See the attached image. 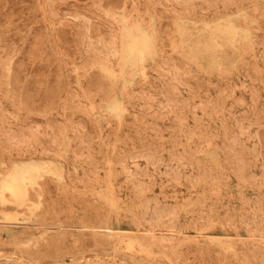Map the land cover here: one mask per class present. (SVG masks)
<instances>
[{"label": "rangeland", "instance_id": "obj_1", "mask_svg": "<svg viewBox=\"0 0 264 264\" xmlns=\"http://www.w3.org/2000/svg\"><path fill=\"white\" fill-rule=\"evenodd\" d=\"M8 1H9V3H8ZM16 1H17V3H16ZM22 1H23V3H22ZM22 1L18 2V0H0V3H1L0 6L3 5L0 8V36L2 37V39L4 41H7L8 43H10L12 40L13 42H11L10 44L15 43V45L14 46L12 45L13 47L11 46V48H10V44L8 45L7 42H3L0 38L1 43L4 44L3 45L0 43V91H1L0 92L1 93L0 94V106L2 105L0 107V109L2 108V110H3V108H4V112L0 110V115L1 116L3 115L2 117H0V119H1L0 120V126L2 129V130H0V138H1L0 139V155L3 157V159H0V169L5 170V169L11 167L13 162H28V161H36L37 162L38 161V162H46V163H49L53 166H56L59 169V176H55V175H51V174H45L39 181L40 183H42V185L44 184L43 185L44 186L43 187L44 194L42 195V197L39 200L35 197L32 198V196H31V201L35 199L34 200L35 202H29L27 205L23 206V208L21 207V208L14 210V206H12L10 204L2 205L0 203V251H1L0 252V264H33L34 262H35L34 264H40L39 263L40 260H41V264H43V263L45 264L44 260L47 261V259H50V261L48 260L47 261L48 263L46 262V264H50L52 262L54 264H72V263L73 264H90V263H92V264H99V263H101V264H135L138 262L139 259L140 260H139L138 264H142L144 262H145L144 264H156V263L157 264H165V263L166 264H229V262H230V264H235V263L236 264H245V263L246 264H264V260H263L264 259V237H263L264 236V135H263L264 134V66H263L264 65L263 64L264 63V19H263L264 18V0H254V1L253 0H251V1L250 0H230V1L224 0L225 2H222L223 0H216V1L215 0H198V1L197 0H189V1L188 0H171V1L170 0H140V1L139 0H122V1H120L119 0L120 3H119V1H118V3L122 6V7L121 6L119 7V5H118V8L120 10L117 8V6H115V2L117 3V0H114V1L113 0H103V1L102 0H58L57 2H56V0H45V2L43 0H31L32 2L30 0H22ZM25 1H28V2H25ZM105 1H106V3H104ZM12 2H13V4H12ZM30 2H31V4H30ZM14 4H16L17 7H16V5L14 6ZM214 4H215V6H214ZM11 5H13V6H11ZM30 5H32V6H30ZM103 5H105V6H103ZM208 5H210V6H208ZM11 7H15V8L13 9ZM113 7H115L116 9ZM31 8H33V9H31ZM129 8H130V10H129ZM28 9H30L31 12ZM157 9L162 14L158 13ZM204 9H206V10H204ZM7 10H9V11H7ZM32 10H34L35 12ZM73 10L76 13V16H75V13H73ZM68 11H70V12H68ZM129 11H132V12H131V14L129 13V17H128ZM261 12H262V14H259ZM21 13H22V15H21ZM78 13H79V15H78ZM237 13H239V14H237ZM243 13H245V14H243ZM254 13H255V15H254ZM2 14H4V15H2ZM73 14L75 17L72 16ZM4 16L6 18H4ZM19 16H20V18H19ZM65 16L68 17L67 18L68 20H66ZM79 16L80 17L82 16V18H80ZM69 18H70V20H69ZM163 18H165V19H163ZM243 18H245V19H243ZM1 19H3V21ZM4 19H6V20H4ZM219 19L221 21H219ZM222 19H223V21H222ZM78 20H80V21H78ZM87 20H89V21H87ZM123 20L125 22H123ZM164 20H166L167 22L166 21L164 22ZM204 20H206V21H204ZM228 20L232 21L236 25L242 26L243 28H245V30L247 32L250 31V33L247 34L246 38H243L242 36L236 38V41H238V42L237 43L235 42L236 45L234 46V48H233V46L224 44L221 48V51L219 49H216V48H214V51H213L212 49L207 50L205 48L203 42H200V43L197 42L198 40H203V37L207 34V32L205 30L206 29L205 26H210V25L214 26L218 23H222V22H225ZM81 22H82V24H81ZM91 23H93V24L91 25ZM120 23H121V25H120ZM4 24H6V25L2 29ZM86 24L88 25V30L86 29L87 28ZM94 24H96V25H94ZM97 24L101 26V27L99 26V29L101 30V32L104 31L105 34H104V32H103V35H101L102 33L100 34V31H98L99 30L98 27H95V26H97ZM39 25L42 27L40 28ZM178 25H181V26L186 28V30L189 34L188 39H184L178 33V30H177ZM18 26L21 27L22 30L19 29ZM28 26H30V27H28ZM102 26L104 27L105 30L103 29ZM165 26L169 27V28H166ZM136 27H139L148 33V35L152 41L153 53H152V56L150 58L143 61L142 66L140 65V66H137L136 69H132V68H130V66L124 67L123 60L121 58L122 57V50L124 47V36H123V34L127 29H135ZM5 28H6V30L9 29L8 32H6L4 30ZM16 28H17V30H14ZM23 29H25V31H23ZM33 29L34 30L36 29V32ZM90 29L92 30L91 33H90ZM94 29H95V31H94ZM163 29L164 30L169 29V30L164 31ZM201 29H202V31H201ZM85 30H87L88 32ZM9 31H11V32H9ZM84 31H85V34H84ZM200 31H201V33H200ZM14 32L15 33L18 32V33H16L17 35H15ZM34 32H35V34L38 32L37 37H35L36 35L34 34ZM106 32L107 33L109 32L108 35ZM167 32H168V34H167ZM7 33H9V34H7ZM113 33H114V36H113ZM169 33H170V35H169ZM5 34H7L6 39H4ZM11 35L12 36L14 35V37L12 38ZM84 35H85V37H83ZM89 35L91 36V38ZM99 35H100V37H99ZM166 35L170 36V37L167 36L170 38L169 39L170 41L168 40ZM10 36H11V38H10ZM92 36H94V37H92ZM115 36H117V37H115ZM27 37H29V38H27ZM118 37H119V39H118ZM7 38L9 39V41ZM70 38H71V40H70ZM87 39H88V41L86 43ZM20 40H21V43H20ZM106 40L109 42H107ZM119 40H120V42H119ZM161 41H162V43H161ZM163 41H164V43H163ZM165 41L167 44H169V46H167L165 44ZM45 42H46V44H45ZM18 43H19V46H18ZM32 43L34 44V47H33ZM66 44H68V47ZM163 44L168 47L167 48L165 46L167 50L165 48H163L164 47ZM24 45H26V46H24ZM69 46H70V48H69ZM118 46H119V48H118ZM14 47L16 49L13 50L14 55H12L13 54L12 49H14ZM31 47H32V49L33 48H35V49H33V51H32ZM52 47H53V49H52ZM115 47H117V48H115ZM187 47H196L195 53L198 57L197 59H198L199 63L188 58L187 56L190 55L189 53H187V52H185V54L182 53L181 50L185 49ZM5 48H6V50L3 51V49H5ZM74 48H76V49H74ZM89 48H91V49H89ZM235 48H238V49L235 50ZM83 49H88V50H83ZM27 51H28V53H27ZM82 51H84V52H82ZM36 53H38V55ZM69 53L73 54L72 56H74L73 57L74 61H73V59H71L72 56L69 57L70 56ZM107 53H110V54H107ZM18 54H19V56H18ZM24 54H25V56H24ZM28 54H29V56H27ZM93 54H95V55H93ZM16 55H17L18 59L16 58ZM65 55H66V57H65ZM67 55H69V56H67ZM169 55H171V57ZM208 55H215V56H219V57H220V55L221 56L225 55L228 57H226V59L223 60V62L220 63V65L209 66V64L206 61ZM23 56L28 57L29 59L24 58ZM177 56L179 58H177ZM19 58H21V59H19ZM96 58H97V60H96ZM180 58L182 60H180ZM25 59L28 61H25ZM99 59H100V61H99ZM172 59H174V60H172ZM183 59H184V61H183ZM19 60H20V63H22L21 60H23V62H24V64L22 63V65H23V66H21L22 68H19L20 67ZM92 60H94V61H92ZM246 60H247V62H246ZM56 61L58 63H56ZM64 61H65V64H64ZM25 62H27L28 65L26 64V66H25ZM186 62L191 64L192 67H190L191 65H188ZM49 63H51L50 64L51 66H49ZM87 63H88V65H87ZM103 63H105L106 65ZM107 63H108V65H107ZM174 63H175V65H173ZM13 64H15L16 67ZM110 64H111V66H110ZM116 64H117V66H116ZM166 64H167V66H166ZM43 65H45L46 71H45V68ZM176 65H178V66H176ZM182 65H184V66L187 65L188 66L187 69H186V67H184ZM240 65L242 67H239ZM245 65H246V67H245ZM48 66H49V68H47ZM155 66H157V67H155ZM169 66H170V68H168ZM178 67H181V68H178ZM182 67H183V69H182ZM189 67H190V70H189ZM218 67H219V70H221V71L218 70ZM24 68H26L28 70H26V69L24 70ZM16 69H17V71H16ZM19 69H21L20 72H19ZM50 70H51V72H50ZM58 70H59L58 74L60 76L57 74ZM191 70L194 72H192ZM26 71H29V72H26ZM43 71H45V72H43ZM54 71L56 73H54ZM95 71L98 72L99 76H98V74H95ZM153 71H154V73H153ZM177 71L179 72V75H178ZM14 72L17 75H15ZM21 72H25L26 74L21 75L22 74ZM36 72H38V73H36ZM41 73L43 75H45V77H43V75H41ZM18 74H20V75H18ZM35 74H37V75H35ZM13 75L15 77L16 76L17 77L15 78ZM27 75H29V78ZM33 76L35 78H33ZM36 76H37V78H36ZM46 76H47V78H46ZM91 76L93 78L96 77L97 78V79H95L96 81ZM2 77L4 79H2ZM181 77H182V79H180ZM187 77H189V78H187ZM193 77L196 79H193ZM197 77H198V79H197ZM30 78H31V80H29ZM38 78H41V79H38ZM48 78H50L51 80ZM14 79H17L16 82L19 84L16 85V83H15V85H14V82H15ZM32 79L35 81H33ZM53 79H55V80H53ZM91 79H92L91 83L88 84L90 82L88 80H91ZM41 80L42 81L46 80V84H45V81H43L44 82L43 83ZM48 80H50V82ZM152 80H154V82H149ZM30 81L32 83L31 85H29ZM39 81L41 82V85H39L40 84ZM105 81H106V83H105ZM189 81H191V82H189ZM11 82H12V86H10ZM37 82H39V83H37ZM200 82L202 84H199ZM26 83H27V85H26ZM36 83H37V86H35ZM47 83L49 85H47ZM153 83H156V84H153ZM191 83H193L194 85L192 86ZM196 83L198 84V86L196 85ZM43 84H45L47 86H45ZM72 84L74 86H72ZM78 84H79V86H78ZM92 84L94 87L97 86V88H99V90L97 91L96 87L92 90V88H93L91 86ZM103 84L106 86V90H102V89H105V87H102V86H104ZM172 84H173V86H172ZM213 84H215V85H213ZM57 85H58V87H57ZM98 85H99V87H98ZM23 86L28 87V89L26 87L23 88ZM52 86H55V88ZM148 86H150V87H148ZM11 87H13V88H11ZM20 87L25 89V90H23V92H22V89ZM39 87L42 89L40 90ZM88 87L89 88L92 87V88L88 89ZM3 88H5V89H3ZM107 88L109 90H107ZM130 88H132V89H130ZM34 89H35V91H33ZM46 89H48V90H46ZM54 89L56 92L54 91ZM39 90L43 93H40ZM88 90H89V93H88ZM95 90L98 93H96ZM134 90H136V91H134ZM193 90H194V93H193ZM27 91L30 93L27 94L28 93ZM91 91H92V93H91ZM105 91H106V93H105ZM127 91H129L130 93ZM35 92H37V94ZM57 92H58V94H57ZM103 92H104V95L105 94L107 95L106 97L103 95ZM4 93L7 94L6 97H5ZM17 93H19V95ZM101 93L105 97L104 98L102 96L104 99L102 97H100ZM132 93L133 94L135 93L138 96L135 94H134L135 96H133ZM140 93H143V94H140ZM174 93H175V95H174ZM24 94L27 95V96L25 95V97H27V98L24 97ZM71 94H73L72 95L73 97L71 96ZM125 94L127 96H125ZM129 94H131L132 96L131 95L129 96ZM22 95H23V97H22ZM35 95H38L39 97H37V99H36ZM42 95H44V96H42ZM46 95H48V96H46ZM53 95H55V97L58 96L57 97L58 99L55 98ZM97 95H100V96H97ZM157 95H158V97H157ZM74 96H76V97L74 98ZM178 96H180V97H178ZM33 97H35V98H33ZM89 97H90V99H89ZM153 97H156V98H153ZM174 97H175V99H174ZM197 97H198V99H197ZM46 98H48L49 100H47ZM72 98H74V99H72ZM193 98H196V99L193 100ZM21 99H23L24 102ZM39 99H40V101H38ZM76 99H77V101H76ZM98 99H100V100H98ZM155 99L156 100L158 99L157 101L160 100L159 103L156 102ZM173 99L175 101H173ZM36 100L38 101V103ZM50 100L52 103L50 102ZM53 100H54L55 104L57 103L56 105H54ZM132 100H134V101H132ZM162 100H163V103H162ZM16 101H19V102L17 103ZM21 101H22V103L26 104V105L23 104V106L26 109L30 108L31 111L33 109L34 110L32 112H30V111H28L30 109L26 110L24 107H23L24 108L23 109ZM81 101H82V103H81ZM113 101H117V102L120 101L121 102V104H120L121 105V111L120 112L112 111L108 107V105L110 103H112ZM128 101H129V103H128ZM215 101H217L218 104ZM120 102H118V103H120ZM157 103L161 104V106H162V104H164L163 105L164 108L159 107L160 105H158ZM47 104H50V105H47ZM82 104H84V105H82ZM151 104L153 105V107L155 106V108H156L158 106L160 109L153 108L151 106ZM214 104H216V105H214ZM40 105H41V107H40ZM75 105H77V106H75ZM173 105H174V107H173ZM43 106H44V108H43ZM84 106H86V107H84ZM69 107H70V109H69ZM79 107H80V109H79ZM186 107H188V108L186 109ZM161 108L163 110L164 109H166V110L163 111ZM176 108L178 109L177 112H176ZM41 109H43L45 112ZM75 109L77 110L76 114H75V111H76ZM154 109H155V112L153 111ZM172 109H174V110H172ZM227 109H229V110H227ZM89 111H91L92 115L90 114ZM169 111H171V113H169ZM42 112H44V113L42 114ZM130 112H131V114H130ZM193 112H194V114H193ZM5 113H6V115H8V117L6 115H4ZM7 113H9V114H7ZM132 114H134L133 117L135 118V120L133 119V117L131 118ZM160 114H161V116H160ZM163 114H165V115H163ZM44 116H46V117L44 118ZM140 116H141V118H138ZM185 116H187V117H185ZM68 117H70V118H68ZM79 117H81V118L79 119ZM149 117H151V118H149ZM154 117H156L158 119L155 120L156 118L154 119ZM8 118L10 120H8ZM71 119H73L72 120L73 122L71 121ZM3 120H5L6 122ZM53 120H54V122H53ZM68 120H70V122H65ZM84 120H85V122H84ZM158 120H160V121H158ZM238 120L240 121V123H238ZM11 121H12V124H11ZM58 121H60L62 123H59ZM13 122H15V123H13ZM24 122H26V123H24ZM34 122L37 124H35ZM47 122H48V124H45ZM55 122H57V124ZM78 122L85 123V125L81 124V126L83 128H85L87 125L86 129H83L81 127L82 132H81L80 128H79L80 130L78 129V126L80 127ZM130 122H132V125L133 124H134V126L136 125L135 126L136 128L134 126L130 125L131 124ZM27 124H30V125H27ZM58 124L59 125L61 124V126H59ZM65 124L69 125L70 127L69 126L67 127V125H65ZM70 124L73 125V128L71 127ZM150 124H151V126H150ZM154 124L157 125V128L155 127L156 125H154ZM26 125H27V127H25ZM52 125H53L54 129H53V127L51 128ZM17 126H19V127H17ZM95 126L97 127L96 129H95ZM137 126H139V128L140 127L141 128L139 129ZM146 126H148V127H146ZM10 127H11V129H10ZM29 127H30V129H29ZM35 127L38 129H36ZM180 127L183 131L180 129ZM221 127H222V129H221ZM246 127H247V129H246ZM13 128H14V130H13ZM43 128H45V129L42 130ZM68 128H69V131H67ZM186 128H187V131H186ZM22 129L24 131L26 130V132H24ZM35 129L37 130V132L35 131ZM61 129H63V133H64L63 135L61 133V131H62ZM109 129L112 131H110ZM147 129H150V131ZM228 129H229V131H227ZM30 130H31V132H30ZM95 130H97V132ZM98 130H99V134H98ZM134 130H137V131H134ZM13 131H14L15 136L12 135V138L15 137V139H12L10 137L11 134H13ZM17 131H19L20 133ZM55 131L58 132L59 135L57 133H55ZM142 131H144V132H142ZM153 131H155V132H153ZM16 132H17V134H16ZM40 132H41V134L39 135L40 136L39 137V136H37V134H39ZM50 132H51V135H50ZM71 132L74 134V136L76 138L72 134H70ZM76 132H77V134H76ZM84 132H86L87 134H85ZM150 132H152V133H150ZM159 132H161V133H159ZM48 133H49L50 137H52L51 138L52 140H50ZM94 133H96V135L98 136V140H97V136ZM113 133H116V134H113ZM137 133L140 135H138ZM81 134H85V135H81ZM90 134H93L92 136L94 138L91 137ZM179 134H181V135H179ZM230 134H231V136H230ZM18 135L24 139H22V138L16 139V137ZM112 135H114V137ZM261 135H263V136H261ZM19 136L17 138H19ZM9 137H10V140L12 141L10 143H9L10 140H8ZM36 137L43 138L42 139L43 142L41 140L38 141L39 139ZM88 137H89V139H88ZM139 137L142 140V141L140 140L141 142L138 141ZM143 137L146 138V142L144 140L145 138H143ZM189 137H190V139H189ZM27 138H29L31 140H29ZM44 138H45V140L47 139L46 141L48 143L45 142ZM82 138H84V140L86 138L87 142H85L86 140L84 141ZM91 138L93 139V141L95 139V141L89 142L90 140H92ZM137 138H138V140L134 141ZM187 138H188V140H187ZM78 139L80 140V142ZM148 139H151V140L148 141ZM173 139L175 142L173 141ZM228 139H230V140H228ZM259 139H261V140H259ZM81 140L84 142H82ZM99 140H100V142H99ZM115 140L117 141V143ZM27 141H28V145H27ZM54 141H56V142L54 143ZM59 141H62V142H59ZM74 141L76 144L74 143ZM151 141H153V142H151ZM5 142H7V143H5ZM13 142H15V144ZM18 142H19V144H18ZM50 142L52 143V145L49 147L48 145H50L49 144ZM65 142H66V146H65ZM37 143H40L39 145L41 147L44 145V147H42V149H41V147ZM45 143H46V145H45ZM72 143L75 146H80V149L78 150L79 147H73ZM77 143H78V145H77ZM89 143L92 145H90ZM103 143L106 145H104ZM118 143H121V144H118ZM131 143H133V144H131ZM148 143L151 145L153 144V145L152 146L148 145ZM233 143H235V144H233ZM261 143L263 146L261 145ZM10 144H12V147ZM83 144L87 145V147L88 146H90V147L87 148ZM99 144H100V146H99ZM141 144H144V145L141 146ZM236 144H238V145H236ZM18 145L19 146L21 145V146L18 147ZM22 145H23V147H22ZM81 145H83V146H81ZM93 145H94V147H93ZM131 145H133V146H131ZM231 145L233 146L232 147L233 149L231 148ZM235 145H236V147H235ZM13 146H15V147H13ZM27 146H29V148ZM37 146H39V147H37ZM125 146H126V148H125ZM143 146H145V147H143ZM55 147H56V150H54ZM84 147L87 150L84 149ZM91 147H93L94 149ZM109 147L111 149H109ZM135 147H137V148L139 147L138 149H141V150L137 151L138 149ZM14 148H16V150ZM32 148H34V149H32ZM43 148H45L44 149L45 151H42ZM47 148L49 151L47 150ZM50 148H52L53 151ZM119 148H120V150L123 148V150L122 151L119 150V152H118ZM147 148L148 149L150 148L149 149L150 151ZM234 148L236 150H234ZM25 149H26V151H25ZM35 149H37V150H35ZM71 149L72 150L74 149L73 151L76 153H74ZM21 150L24 151L25 153L22 152ZM75 150H77V151H75ZM85 150H86V152H85ZM91 150H92L93 154H92ZM95 150H96V152H95ZM127 150H128V152H127ZM133 150H134V154H133ZM154 150L156 152H154ZM186 150H188V151H186ZM40 151L44 152V154ZM50 151L52 153H50ZM57 151H59L61 154ZM162 151H165V152H162ZM31 152H33V153H31ZM47 152L50 154H48ZM70 152H72V153H70ZM79 152H80V154H79ZM90 152H91L93 157H91L90 154L88 156L87 153H90ZM21 153H24V154H21ZM39 153H41V154H39ZM58 153L60 156L57 155ZM51 154H55L58 157H55V155H54V157L50 156ZM73 154L75 155L76 159H75ZM81 154H83V155H81ZM136 154H138V155H136ZM143 154L148 155L147 160H146L147 157L144 158V156H146V155H143ZM33 155H36V156H33ZM44 155L46 157H44ZM131 155H133V156H131ZM151 155L152 156L155 155V156L149 157ZM208 155L211 156L212 161H211V158H209L210 156L208 157ZM63 156L66 158L65 159L66 161L63 160L64 159ZM2 157H0V158H2ZM27 157H30V158H27ZM50 157H52V158H50ZM115 157H117V158H115ZM173 157H174V159L172 160ZM182 157H184V158H182ZM213 157H214V159H213ZM68 158L70 159V161L74 162L75 164L70 162L69 160H67ZM88 158H90V159L88 160ZM104 158H106V159H104ZM131 158H133V159H131ZM235 158H236V161H239V159L241 161L238 162V164H237V162L235 161ZM129 159H131V160H129ZM2 160H3V162H1ZM80 160H82V161H80ZM117 160H119V161L117 162ZM155 160H158L159 162L155 161ZM179 160H181V161H179ZM187 160L189 162H187ZM195 160H197L196 161L197 163L195 162ZM123 161H127V162H123ZM178 161L180 164H178ZM68 162L73 164V165L71 166V164L70 165L67 164ZM120 162L122 164H120ZM154 162H158L157 165ZM170 162H171V164L173 162H175V163H173L171 165ZM213 162H215V163H213ZM224 162H226V163H224ZM153 163H154L155 167L152 166ZM167 163H169V164H167ZM99 164H100V166H98ZM118 164H119V166H118ZM235 164L238 166H236ZM92 166H94V167H92ZM113 166H115V167H113ZM170 166H171V169L173 167L174 170L173 169L171 170ZM184 166H186V167H184ZM74 167H76V168H74ZM124 167H126V168H124ZM165 167L167 170L165 169ZM191 167H192L193 171L191 170ZM99 168H100L101 172H100V170H98ZM146 168L148 170H146ZM91 169H94L93 172ZM102 169H104V170L102 171ZM119 169H120V171H119ZM178 169H180L181 172ZM85 170H87L86 172L88 175L84 174ZM153 170H154V172H153ZM183 170H185V171H183ZM88 171L90 173H88ZM122 171H123V174H122ZM159 171H161V173ZM171 171H173V172L171 173ZM176 171L177 172L179 171L178 172L179 174ZM66 172H68V174ZM134 172H135V174H134ZM144 172L146 175L144 174ZM74 173H76V174H74ZM167 173H168V175H167ZM173 173H175V174L177 173V176L179 175L177 177L178 179H175V177H173ZM203 173H204V175H202ZM92 174H94L95 176L91 177ZM97 174L99 175V177ZM113 174H114V178H112ZM140 174L143 176H141ZM159 174H161V175L159 176ZM188 174H190V175H188ZM66 175L68 178L66 177ZM68 175L71 177H69ZM72 175H73V177L74 176L75 177L72 178ZM81 175L84 177L85 180H83V177ZM104 175L107 177H105ZM147 175H149V176H147ZM201 175L203 176V178ZM244 175H246V176H244ZM166 176H167V178H165ZM184 176H185V178H184ZM218 176L220 178H218ZM252 176H253V178H252ZM95 177L97 178L96 181H95ZM103 177H105V179H103ZM126 177H127V179L129 178L128 179L129 182H127V179H125V181H123V179ZM144 177H146V179H144ZM196 177H198V178L196 179ZM199 177L201 178V180L203 179V183ZM69 178H71V179L76 178V183L74 182L75 180L72 181L70 179L73 183L76 184V186L74 184H71L72 182L69 183V181H68ZM99 178L100 179L102 178V181H100L101 185L98 184V183H100ZM138 178H139V180H138ZM171 178H174V180H176V181L174 182V180H172ZM204 178H207V179H204ZM212 178H213V180H212ZM215 178L219 179V180H216ZM244 178H245V180H244ZM49 179H50V181H49ZM79 179L83 180L84 182L83 181L82 182L84 184H80L82 182H79V181H81ZM132 179H133V181H132ZM160 179H162V180H160ZM51 180L54 181V183H55L54 185H49V184H53V182H51ZM193 180H195V181H193ZM44 181H46L47 183ZM77 181L79 183H77ZM120 181H121V183H120ZM139 181H141V182H139ZM216 181H218V184H216L217 183ZM137 182H138V185H137ZM159 182H161L164 186ZM204 182L207 185H210V187L209 186L207 187ZM158 183L160 185H158ZM147 184H148V186H147ZM150 184L153 187L150 186ZM192 184L194 185L193 189L191 187V186H193ZM47 185H49L50 188L47 189V187H45ZM130 185H132V187ZM145 185H146V188H145ZM134 187H136V188H134ZM137 187L140 189H137ZM147 187H148V189H147ZM159 187H161V190L159 189ZM49 189H51V190H49ZM54 189H55V191H54ZM143 189H144V191L142 192ZM207 189H209V190H207ZM48 190L51 192L49 193ZM203 191H205V192H203ZM238 191H240L241 194H239L240 192H238ZM51 193H54V194H51ZM148 193H150V194H148ZM155 193H157L158 195H155ZM159 193H161L160 194L161 196H159ZM79 194L84 195L83 196L84 198L81 197L82 195L80 196ZM6 195L8 196L7 193H6ZM66 195H68V196L65 197ZM72 195H74V197ZM77 195H79L80 199L78 198ZM133 195H134V197H132ZM137 195H138V199H137ZM211 195H213L214 197ZM50 196H51V200H50ZM70 196L72 197V199ZM140 196H141V198H140ZM204 196H205V200H202L204 198ZM75 197L78 198L79 202H80V200H83L84 203L82 201L79 203L77 201V198H75ZM124 197L126 198V200H124ZM129 197H130V199H128ZM64 198H65V200H64ZM172 198H174V199L171 200ZM134 199H137V200L135 201ZM151 199H152V201H151ZM55 200L56 201L58 200V201L55 202ZM61 200H63V201H66V200L70 201L71 200V201L66 202V203H68V205H67L65 202H62ZM72 200H74L77 204ZM141 200H142V202H141ZM144 200H145V203L143 202ZM153 200L156 201L157 204L154 203ZM259 200H260V202H259ZM39 201H40V203H39ZM50 201L53 204H50L49 203ZM92 201H95V204ZM128 201L129 202L131 201V202L129 203ZM148 201H150V203L147 204L146 202H148ZM91 202L94 204V206L92 204H90ZM140 202H141V204H140ZM198 202L199 203L201 202L199 204L200 206L198 205ZM204 202H206V203H204ZM213 202H215V203H213ZM216 202H218V203H216ZM37 203H38V206H37ZM48 203H49V205H48ZM57 203H58V209H57ZM70 204H71V206H70ZM146 204L148 205V207ZM177 204H178V206H176ZM212 204H213V206H212ZM216 204H218L219 206L216 207ZM260 204H261V207L259 208ZM50 205L52 207H50ZM78 205H80V206H78ZM168 205L170 208L168 207ZM189 205H191V206H189ZM155 206H157L158 208ZM53 207H54V210H52ZM177 207H179V209ZM198 207L200 208V211H196V209L199 210ZM95 208H96V210L93 212V210ZM152 208H154V210ZM201 208H203V209H201ZM212 208L214 211L215 210L216 211L218 210V211L214 212L212 210ZM132 209L134 210V213H133ZM161 209H163L166 212V214ZM172 209L175 211V213L178 212L177 215L173 212ZM6 210H7V212H6ZM21 210H22V212H21ZM227 210H228V212H227ZM233 210H234V212H233ZM16 211L18 213H16ZM49 211L50 212L52 211V213H50ZM82 211H85V212H82ZM97 211H99L100 214H98ZM101 211L103 213H101ZM126 211H127V213H126ZM159 211H160V213H159ZM203 211H205V212H203ZM19 212H21V213H19ZM65 212H66V214H65ZM71 212H72V214L70 215ZM108 213H110V214H108ZM131 213H132V215H131ZM157 213H159V214H157ZM167 213H168V215H167ZM171 213H173V214H171ZM198 213H199V215L200 214H202V215L199 216ZM214 213L218 214L219 216L215 215ZM28 214H29V216H28ZM57 214L59 216H57ZM196 214H197V216H196ZM7 215H13L14 219H11V220L6 219ZM54 215H56V216H54ZM134 215L138 216V218L136 219V216L134 217ZM142 215H144V216H142ZM157 215H159L158 216L159 218L157 217ZM213 215H215L216 217L215 216L213 217ZM163 216H165V218H162ZM202 216H204L205 218ZM211 217H213V218H211ZM134 218L136 219L137 223L135 222ZM200 218H204V219H200ZM50 219H52V220H50ZM93 219H94V221H93ZM99 219H101V220H99ZM198 219H200V220H198ZM166 220H168L170 222H166ZM42 221H44V223ZM61 221H63V222H61ZM92 221H93V223L95 222V224H93ZM97 221H98V223H96ZM199 221L202 222V224H204V225H201V223H198ZM206 221H207V223H206ZM220 221H221V223H220ZM227 221H229V222H227ZM261 221H263V222H261ZM54 223H55V225H54ZM166 223H167V226H166ZM170 223H172V225L175 224V228L172 225L169 226ZM48 224H49V226H48ZM152 224H153V226H152ZM184 224H185V226H186V224L188 226L185 227ZM2 226H6L7 228L4 229V227L2 228ZM50 226H52V227H50ZM190 226H192V227H190ZM198 226H199L198 229L200 231L197 229ZM252 226L256 227V229H257V227H261V228H259L261 232L259 231V229L254 230V227H252ZM33 227L36 229L33 230L34 229ZM25 228H27V230ZM38 228H40V230H38ZM252 228L255 231L253 233L251 232V231H253ZM58 229H61V230H58ZM79 229H81V230H79ZM110 229L113 230L112 234L109 233ZM48 230H50V231H48ZM67 230H68V232H66ZM201 230H202V232H201ZM26 231H28V232H26ZM32 231L38 235L36 236L33 233L31 234ZM135 231H137V232H135ZM80 232H82V233H80ZM89 232H91L92 236L90 235ZM247 232H248V234H247ZM53 233L56 235H54ZM79 233H80V235L81 234L82 235L80 236ZM96 233H99V234H96ZM13 234H14V236H13ZM254 234H255V236L257 234V236L255 237ZM85 235H87L88 237ZM160 236H162V237H160ZM89 237L92 240H89L90 239ZM163 237L165 238V240ZM257 237H260V238H257ZM21 238H23V239H21ZM61 238H62V240H61ZM96 239L99 241H97ZM205 239H206V241L207 240L208 241L206 242ZM240 239H242L243 241ZM87 240H89L90 242L92 241L93 244H91L89 241L87 242ZM100 240L104 243V246L101 245L102 243H100ZM161 240H163V242H161ZM214 240L215 241L217 240V241L215 242ZM133 241H135V242L133 243ZM236 241H239V242H236ZM254 241L257 243H255ZM66 242L67 243L69 242L68 244L71 245L70 247L68 246L69 248L67 247L68 249L66 248V246L68 245ZM86 242L93 245V246H91V245L88 246V244ZM127 242H130L129 245H131V243H133L132 248L130 247L131 249L128 247L125 249V247L128 246ZM217 242H219V243H217ZM250 242H251V244H250ZM252 242H253V244H256V246L255 245L251 246ZM60 243L63 244V248L59 247ZM83 243H85L84 244L85 247L82 246ZM105 243H107V244H105ZM242 243H243V246H241ZM65 244H67V245H65ZM163 244H165L164 247H162ZM55 245H57V246L59 245L58 246L59 248L56 247ZM86 245H87V248H86ZM50 246H51V248H50ZM206 246H207V248H206ZM227 246H228V248H227ZM89 247H92V248L89 249ZM258 247H259V250L257 249ZM11 248H13V250H16V251H12ZM44 248H46L47 250ZM64 248L67 249V251ZM199 248H200V250H199ZM49 249H51V251ZM62 249H64V250L62 251ZM192 249L194 250V253H193ZM207 249L208 250L213 249V250H211V256L212 257L210 255H208V254H210V251H208ZM5 250H7V251H5ZM111 250H113V251L111 252ZM116 250H117V252H116ZM191 250H192V252H191ZM217 250H218V252H217ZM223 250H225V251H223ZM226 250H227V252H226ZM11 251L13 254L11 253ZM23 251L26 253H24ZM46 251H49V253ZM77 251H79V252H77ZM80 251H82V252H80ZM100 251L102 254L96 253V252H100ZM104 251H105V253H104ZM248 251H250L252 253H250ZM31 252H33V253H31ZM35 252L36 253L40 252L39 254H41L43 258L41 257V255L34 254ZM65 252H66V254H65ZM257 252H258V254H257ZM27 253H30V254L28 255ZM54 254H56V256ZM94 254H95V256L93 257ZM96 254H97V256H96ZM104 254H106V256ZM118 254L121 256V258L119 257ZM123 254L129 258L123 256ZM251 254L254 258L251 256ZM255 254H256V256H255ZM31 255H33V256H31ZM51 255H52V257H51ZM86 255H90V256H86ZM100 255H102V256H100ZM220 255H222L221 258H220ZM231 255H232V257H231ZM257 255H258V257H257ZM24 256H25V258H24ZM26 256L28 259L26 258ZM47 256H49V257H47ZM74 256H76V257H74ZM114 256L117 258L119 257L120 260H119V258L116 259ZM217 256H219V257H217ZM246 256H247V258H246ZM78 257H79V259H78ZM215 257H217L216 260H218L219 262L214 260L216 262V263H214V261H212V259ZM251 257L253 258V262L251 260L252 259ZM29 258H31L30 261L33 259L36 261L33 260V261H31L33 263H30ZM73 258L74 259L76 258V260H74ZM112 258H113V260H112ZM124 258H126L127 260L129 259V260L127 261ZM158 258H159L158 261H160V262L157 261ZM219 259L221 260V262ZM243 259H245L248 263L245 262V260L243 261ZM51 260H53V261H51ZM54 260H56L57 263H55L56 261H54ZM101 260H102V262H101ZM124 260H126V261H124ZM206 260H208V261H206ZM223 261H225V262H223Z\"/></svg>", "mask_w": 264, "mask_h": 264}, {"label": "bare ground", "instance_id": "obj_2", "mask_svg": "<svg viewBox=\"0 0 264 264\" xmlns=\"http://www.w3.org/2000/svg\"><path fill=\"white\" fill-rule=\"evenodd\" d=\"M20 1H22V0H20ZM19 0H18V2H20ZM31 1V0H30ZM44 2H45V0H43ZM58 0H56V2H57ZM103 1V0H102ZM114 1V0H113ZM118 1L119 0H117V3L115 2V6H117V8H118V5H119V7L121 6L119 3H120V1H122V0H120L119 1V3H118ZM140 1V0H139ZM171 1V0H170ZM189 1V0H188ZM198 1V0H197ZM216 1V0H215ZM228 1H230V0H228ZM251 1V0H250ZM249 1V2H250ZM254 1V0H253ZM14 2V1H13ZM13 2H12V4H13ZM25 2H28V1H25ZM32 2V1H31ZM31 2H30V4H31ZM55 2V3H56ZM177 2V1H176ZM179 2V1H178ZM194 2V1H193ZM222 2H225L224 0L222 1ZM8 3H9V1H8ZM15 3V2H14ZM16 3H17V1H16ZM22 3H23V1H22ZM104 3H106V1L104 2ZM114 3V2H113ZM187 3V2H186ZM218 3V2H217ZM11 4V3H10ZM19 4V3H18ZM91 4V3H90ZM102 4V3H101ZM108 4V3H107ZM117 4V5H116ZM165 4V3H164ZM185 4V3H184ZM226 4V3H225ZM234 4V3H233ZM0 5H1V3H0ZM16 4H14V6H15ZM106 5V4H105ZM105 5H103V6H105ZM113 5V4H112ZM213 5V4H212ZM3 6V5H2ZM2 6H0V8L2 7ZM11 6H13V5H11ZM27 6V5H26ZM29 6V5H28ZM30 6H32V5H30ZM93 6V5H92ZM107 6V5H106ZM208 6H210V5H208ZM214 6H215V4H214ZM217 6V5H216ZM241 6V5H240ZM9 7V6H8ZM16 7H17V5H16ZM34 7V6H33ZM73 7V6H72ZM90 7V6H89ZM122 7V6H121ZM144 7V6H143ZM190 7V6H189ZM10 8V7H9ZM11 8H15V7H11ZM35 8V7H34ZM107 8V7H106ZM105 8V9H106ZM113 8H115V7H113ZM207 8V7H206ZM18 9V8H17ZM31 9H33V8H31ZM36 9V8H35ZM89 9V8H88ZM116 9V8H115ZM119 9V8H118ZM132 9V8H131ZM146 9V8H145ZM191 9V8H190ZM16 10V9H15ZM19 10V9H18ZM28 10H30V9H28ZM50 10V9H49ZM120 10V9H119ZM129 10H130V8H129ZM166 10V9H165ZM204 10H206V9H204ZM226 10V9H225ZM236 10V9H235ZM7 11H9V10H7ZM6 11V12H7ZM32 11H34V10H32ZM90 11V10H89ZM143 11V10H142ZM157 11H158V9H157ZM208 11V10H207ZM252 11V10H251ZM30 12H31V10H30ZM35 12V11H34ZM68 12H70V11H68ZM80 12V11H79ZM131 12L132 11H129L128 12V17H129V13L131 14ZM162 12V11H161ZM183 12V11H182ZM242 12V11H241ZM259 12V11H258ZM16 13V12H15ZM50 13V12H49ZM66 13V12H65ZM64 13V14H65ZM73 13H75L74 12V10H73ZM83 13V12H82ZM126 13V12H125ZM158 13H160V11H158ZM53 14V13H52ZM127 14V13H126ZM160 14H162V13H160ZM237 14H239V13H237ZM243 14H245V13H243ZM259 14H262V12L261 13H259ZM2 15H4V14H2ZM9 15V14H8ZM21 15H22V13H21ZM78 15H79V13H78ZM83 15V14H82ZM90 15V14H89ZM241 15V14H240ZM254 15H255V13H254ZM73 17H75L76 16V13H75V16H74V14L72 15ZM138 16V15H137ZM232 16V15H231ZM23 17V16H22ZM40 17V16H39ZM64 17V16H63ZM80 17V16H79ZM84 17V16H83ZM88 17V16H87ZM140 17V16H139ZM166 17V16H165ZM226 17V16H225ZM234 17V16H233ZM238 17V16H237ZM243 17V16H242ZM2 18V17H1ZM4 18H6L5 16H4ZM11 18V17H10ZM19 18H20V16H19ZM33 18V17H32ZM56 18V17H55ZM65 18H66V20H68L67 18L68 17H66L65 16ZM64 18V19H65ZM80 18H82V16L80 17ZM86 18V17H85ZM124 18V17H123ZM127 18V17H126ZM158 18V17H157ZM162 18V17H161ZM227 18V17H226ZM230 18V17H229ZM240 18V17H239ZM9 19V18H8ZM16 19V18H15ZM37 19V18H36ZM90 19V18H89ZM109 19V18H108ZM153 19V18H152ZM163 19H165V18H163ZM225 19V18H224ZM228 19V18H227ZM232 19V18H231ZM243 19H245V18H243ZM264 19V18H263ZM2 21H3V19H1ZM4 20H6V19H4ZM69 20H70V18H69ZM93 20V19H92ZM97 20V19H96ZM147 20V19H146ZM230 20V19H229ZM225 21V22H222V23H218V24H216V25H214V26H205V30H206V32H207V34L203 37V40H198L197 42L198 43H200V42H203V44H204V46H205V48L207 49V50H213L214 51V48H216V49H219L220 51H221V48H222V46L225 44V45H230V46H233V48H234V46L236 45V43L238 42V41H236V38L237 37H240V36H242L243 38H246L247 37V34L248 33H250V31L249 32H247L246 30H245V28H243L242 26H240V25H236L235 23H233L232 21ZM61 21V20H60ZM75 21V20H74ZM78 21H80V20H78ZM87 21H89V20H87ZM135 21V20H134ZM166 20H164V22H165ZM204 21H206V20H204ZM219 21H221L220 19H219ZM222 21H223V19H222ZM16 22V21H15ZM32 22V21H31ZM72 22V21H71ZM100 22V21H99ZM110 22V21H109ZM123 22H125L124 20H123ZM139 22V21H138ZM167 22V21H166ZM202 22V21H201ZM218 22V21H217ZM256 22V21H255ZM6 23V22H5ZM77 23V22H76ZM79 23V22H78ZM87 23V22H86ZM2 24V23H1ZM8 24V23H7ZM32 24V23H31ZM30 24V25H31ZM81 24H82V22H81ZM80 24V25H81ZM93 23H91V25H92ZM207 24V23H206ZM239 24V23H238ZM245 24V23H244ZM3 25V24H2ZM5 25L6 24H4V26L2 27V29L5 27ZM16 25V24H15ZM66 25V24H65ZM79 25V24H78ZM94 25H96V24H94ZM113 25V24H112ZM120 25H121V23H120ZM165 25V24H164ZM196 25V24H195ZM209 25V24H208ZM40 26V25H39ZM83 26V25H82ZM81 26V27H82ZM99 26L100 25H98L97 24V26H95V27H98V29H99ZM111 26V25H110ZM169 26V25H168ZM19 27V26H18ZM28 27H30V26H28ZM42 26H40V28H41ZM79 27V26H78ZM87 27V28H86ZM86 29L88 30V25L86 24ZM92 27V26H91ZM94 27V26H93ZM101 27V26H100ZM103 27V26H102ZM109 27V26H108ZM122 27V26H121ZM142 27V26H141ZM166 27V26H165ZM164 27V28H165ZM259 27V26H258ZM257 27V28H258ZM10 28V27H9ZM38 28V27H37ZM39 28V29H40ZM46 28V27H45ZM44 28V29H45ZM84 28V29H85ZM143 28V27H142ZM166 28H169V27H166ZM165 28V29H166ZM177 30H178V33L184 38V39H188V36H189V34H188V32H187V30H186V28L185 27H183V26H181V25H178L177 26ZM261 28V27H260ZM19 29H21V27H19ZM18 29V30H19ZM92 29V28H91ZM90 29V33H91V30ZM103 29H104V27H103ZM6 32H8V30L9 29H7L6 30V28L4 29ZM14 30H17V28L16 29H14ZM22 30V29H21ZM34 30V29H33ZM42 30V29H41ZM87 30H85V31H87ZM105 30V29H104ZM115 30V29H114ZM164 30V29H163ZM167 30H169V29H167ZM167 30H164V31H167ZM13 31V30H12ZM23 31H25V29H23ZM35 32H36V29L34 30ZM40 31V30H39ZM63 31V30H62ZM85 31H84V34H85ZM94 31H95V29H94ZM98 31H100V34L101 35H103V32L104 31H102L101 32V30L99 29ZM124 31V30H123ZM153 31V30H152ZM201 31H202V29H201ZM201 31H200V33H201ZM2 32V31H1ZM9 32H11V31H9ZM33 32V31H32ZM35 32H34V34H35ZM45 32V31H44ZM82 32V31H81ZM88 32V31H87ZM172 32V31H171ZM247 32V33H246ZM257 32V31H256ZM15 33V32H14ZM13 33V34H14ZM16 33H18V32H16ZM15 33V35H17ZM20 33V32H19ZM38 33V32H37ZM37 33L35 34L36 36L35 37H37ZM40 33V32H39ZM79 33V32H78ZM95 33V32H94ZM98 33V32H97ZM107 33V32H106ZM109 33V32H108ZM108 33H107V35H108ZM7 34H9V33H7ZM7 34H5V38L4 39H6V35ZM21 34V33H20ZM42 34V33H41ZM40 34V35H41ZM60 34V33H59ZM63 34V33H62ZM77 34V33H76ZM88 34V33H87ZM104 34H105V32H104ZM164 34V33H163ZM167 34H168V32H167ZM173 34V33H172ZM171 34V35H172ZM26 35V34H25ZM24 35V36H25ZM106 35V36H107ZM169 35H170V33H169ZM169 35H166V37L167 36H169ZM251 35V34H250ZM12 36V35H11ZM11 36H10V38H11ZM30 36V35H29ZM42 36V35H41ZM90 36V35H89ZM113 36H114V33H113ZM112 36V37H113ZM123 36H124V47H123V50H122V60H123V65H124V67H126V66H130V68H132V69H136L137 68V66H142V63H143V61H145L146 59H148V58H150L151 56H152V53H153V46H152V41H151V39H150V37H149V35H148V33L145 31V30H143V29H141V28H139V27H136L135 29H127L125 32H124V34H123ZM162 36V35H161ZM249 36V35H248ZM261 36V35H260ZM8 37V36H7ZM14 37V35L12 36V38ZM44 37V36H43ZM83 37H85V35L83 36ZM92 37H94V36H92ZM99 37H100V35H99ZM104 37V36H103ZM108 37V36H107ZM106 37V38H107ZM115 37H117V36H115ZM163 37V36H162ZM170 37V36H169ZM169 37H167L168 38V40L170 39ZM263 37V36H262ZM261 37V38H262ZM0 38H1V40L3 41V42H7V41H4L3 39H2V37L0 36ZM9 38V37H8ZM7 38V39H8ZM25 38V37H24ZM27 38H29V37H27ZM39 38V37H38ZM90 38H91V36H90ZM111 38V37H110ZM172 38V37H171ZM178 38V37H177ZM64 39V38H63ZM69 39V38H68ZM105 39V38H104ZM118 39H119V37H118ZM27 40V39H26ZM65 40V39H64ZM70 40H71V38H70ZM80 40V39H79ZM109 40V39H108ZM178 40V39H177ZM247 40V39H246ZM262 40V39H261ZM8 41H9V39H8ZM41 41V40H40ZM84 41V40H83ZM87 41H88V39L86 40V43H87ZM102 41V40H101ZM107 41V40H106ZM170 41V40H169ZM11 42H13L12 40H11ZM10 42V43H11ZM27 42V41H26ZM36 42V41H35ZM66 42V41H65ZM79 42V41H78ZM82 42V41H81ZM91 42V41H90ZM107 42H109V41H107ZM119 42H120V40H119ZM223 42V43H222ZM236 42V43H235ZM0 43H1V41H0ZM10 43H8L7 42V44L9 45ZM20 43H21V40H20ZM68 43V42H67ZM72 43V42H71ZM83 43V42H82ZM106 43V42H105ZM161 43H162V41H161ZM163 43H164V41H163ZM169 43V42H168ZM181 43V42H180ZM235 43V44H234ZM1 44H3V43H1ZM6 44V45H7ZM45 44H46V42H45ZM65 44V43H64ZM110 44V43H109ZM121 44V43H120ZM165 44L167 45V46H169V44H167L166 43V41H165ZM239 44V43H238ZM4 45V44H3ZM5 45V46H6ZM7 45V46H8ZM14 46L15 45V43L14 44H10V48H11V46ZM32 45H33V47H34V44L32 43ZM31 45V46H32ZM39 45V44H38ZM67 45V47H68V44H66ZM87 45V44H86ZM91 45V44H90ZM111 45V44H110ZM164 45V44H163ZM166 45H164V47L163 48H165L166 49ZM180 45V44H179ZM252 45V44H251ZM254 45V44H253ZM6 46V47H7ZM12 46V47H13ZM17 46V45H16ZM18 46H19V43H18ZM17 46V47H18ZM24 46H26V45H24ZM51 46V45H50ZM89 46V45H88ZM113 46V45H112ZM120 46V45H119ZM119 46H118V48H119ZM166 46V47H165ZM3 47V46H2ZM30 47V46H29ZM87 47V46H86ZM104 47V46H103ZM106 47V46H105ZM26 48V47H25ZM69 48H70V46H69ZM96 48V47H95ZM100 48V47H99ZM115 48H117V47H115ZM168 48V47H167ZM179 48V47H178ZM177 48V49H178ZM232 48V47H231ZM252 48V47H251ZM16 48L14 47V49H12V55H14V52H13V50H15ZM31 49H32V47H31ZM33 49H35V48H33ZM33 49H32V51H33ZM50 49V48H49ZM52 49H53V47H52ZM74 49H76V48H74ZM89 49H91V48H89ZM97 49V48H96ZM109 49V48H108ZM112 49V48H111ZM215 49V50H216ZM238 48H235V50H237ZM4 50H6V48L5 49H3V51ZM21 50V49H20ZM23 50V49H22ZM83 50H88V49H83ZM95 50V49H94ZM103 50V49H102ZM105 50V49H104ZM107 50V49H106ZM115 50V49H114ZM167 50V49H166ZM2 51V50H1ZM24 51V50H23ZM30 51V50H29ZM31 51V52H32ZM67 51V50H66ZM96 51V50H95ZM111 51V50H110ZM116 51V50H115ZM182 51V53L183 54H185V52H187V53H189L190 55L189 56H187L188 58H190V59H192L193 61H196L197 63H199V61H198V57H197V55H196V53H195V51H196V47H187V48H185V49H182L181 50ZM8 52V51H7ZM82 52H84V51H82ZM89 52V51H88ZM106 52V51H105ZM166 52V51H165ZM17 53V52H16ZM24 53V52H23ZM27 53H28V51H27ZM30 53V52H29ZM76 53V52H75ZM80 53V52H79ZM179 53V52H178ZM181 53V52H180ZM215 53V52H214ZM220 53V52H219ZM2 54V53H1ZM20 54V53H19ZM19 54H18V56H19ZM26 54V53H25ZM25 54H24V56H25ZM32 54V53H31ZM37 55H38V53H36ZM68 54V53H67ZM70 54V56L69 55H67V56H69V57H71L73 54H71V53H69ZM86 54V53H85ZM107 54H110V53H107ZM114 54V53H113ZM55 55V54H54ZM87 55V54H86ZM93 55H95V54H93ZM92 55V56H93ZM116 55V54H115ZM176 55V54H175ZM23 56V57H24ZM27 56H29V54L27 55ZM78 56V55H77ZM91 56V57H92ZM170 57H171V55H169ZM65 57H66V55H65ZM73 57L74 56H72V58L71 59H73ZM84 57V56H83ZM90 57V56H89ZM94 57V56H93ZM97 57V56H96ZM113 57V56H112ZM119 57V56H118ZM174 57V56H173ZM172 57V58H173ZM176 57V56H175ZM226 57H228V56H225V55H220V57L219 56H215V55H208V57H207V63L209 64V66H214V65H220V63H222L223 62V60H225L226 59ZM230 57V56H229ZM232 57V56H231ZM6 58V57H5ZM9 58V57H8ZM7 58V59H8ZM16 58H17V55H16ZM24 58H28V57H24ZM177 58H179L178 56H177ZM10 59V58H9ZM18 59V58H17ZM19 59H21V58H19ZM29 59V58H28ZM69 59V58H68ZM70 59V60H71ZM6 60V59H5ZM52 60V59H51ZM79 60V59H78ZM89 60V59H88ZM96 60H97V58H96ZM106 60V59H105ZM171 60V59H170ZM172 60H174V59H172ZM177 60V59H176ZM179 60V59H178ZM180 60H182L181 58H180ZM179 60V61H180ZM17 61V60H16ZM22 61V63L24 64V62H23V60H21ZM25 61H28V60H26L25 59ZM59 61V60H58ZM72 61V60H71ZM73 61H74V59H73ZM92 61H94V60H92ZM99 61H100V59H99ZM102 61V60H101ZM112 61V60H111ZM164 61V60H163ZM183 61H184V59H183ZM186 61V60H185ZM87 62V61H86ZM107 62V61H106ZM246 62H247V60H246ZM22 63H20V60H19V65H20V67L19 68H22L21 66H23L22 65ZM56 63H58L57 61H56ZM101 63V62H100ZM165 63V62H164ZM188 65H191V64H189L188 62H186ZM26 64H27V62H25V66H26ZM47 64V63H46ZM51 63H49V66H51L50 65ZM64 64H65V61H64ZM83 64V63H82ZM103 64H105V63H103ZM178 64V63H177ZM225 64V63H224ZM264 64V63H263ZM13 65H15V64H13ZM28 65V64H27ZM57 65V64H56ZM67 65V64H66ZM84 65V64H83ZM82 65V66H83ZM87 65H88V63H87ZM106 65V64H105ZM107 65H108V63H107ZM157 65V64H156ZM173 65H175V63L173 64ZM172 65V66H173ZM180 65V64H179ZM226 65V64H225ZM224 65V66H225ZM230 65V64H229ZM234 65V64H233ZM44 66V68H45V65H43ZM49 66L47 67V68H49ZM110 66H111V64H110ZM116 66H117V64H116ZM162 66V65H161ZM164 66V65H163ZM166 66H167V64H166ZM176 66H178V65H176ZM182 66H184V65H182ZM227 66V65H226ZM236 66V65H235ZM248 66V65H247ZM264 66V65H263ZM14 67V66H13ZM15 67H16V65H15ZM66 67V66H65ZM155 67H157V66H155ZM165 67V66H164ZM184 67H186V69H187V65L186 66H184ZM190 67H192V65L190 66ZM190 67H189V70H190ZM228 67V66H227ZM239 67H242L241 65L239 66ZM245 67H246V65H245ZM2 68V67H1ZM27 68V67H26ZM26 68H24V70L26 69ZM31 68V67H30ZM43 68V67H42ZM109 68V67H108ZM168 68H170V66L168 67ZM178 68H181V67H178ZM216 68V67H215ZM18 69V68H17ZM17 69H16V71H17ZM155 69V68H154ZM157 69V68H156ZM159 69V68H158ZM167 69V68H166ZM176 69V68H175ZM182 69H183V67H182ZM212 69V68H211ZM239 69V68H238ZM6 70V69H5ZM14 70V69H13ZM20 70L21 69H19V72H20ZM26 70H28V69H26ZM43 70V69H42ZM41 70V71H42ZM57 70V69H56ZM81 70V69H80ZM104 70V69H103ZM177 70V69H176ZM218 70H219V67H218ZM4 71V70H3ZM39 71V70H38ZM45 71H46V68H45ZM45 71H43V72H45ZM48 71V70H47ZM61 71V70H60ZM141 71V70H140ZM144 71V70H143ZM157 71V70H156ZM174 71V70H173ZM192 71V70H191ZM212 71V70H211ZM219 71H221V70H219ZM228 71V70H227ZM226 71V72H227ZM26 72H29V71H26ZM42 72V73H43ZM50 72H51V70H50ZM49 72V73H50ZM94 72V71H93ZM104 72V71H103ZM178 72V71H177ZM176 72V73H177ZM192 72H194V71H192ZM5 73V72H4ZM13 73V72H12ZM22 74L21 75H23V74H26L25 72H21ZM36 73H38V72H36ZM41 73V75H43ZM47 73V72H46ZM54 73H56L55 71H54ZM59 73V70H58V72H57V74ZM153 73H154V71H153ZM156 73V72H155ZM229 73V72H228ZM14 74L15 75H17L15 72H14ZM95 74H98V72H96L95 71ZM183 74V73H182ZM185 74V73H184ZM238 74V73H237ZM18 75H20V74H18ZM32 75V74H31ZM35 75H37V74H35ZM48 75V74H47ZM51 75V74H50ZM54 75V74H53ZM59 75V74H58ZM93 75V74H92ZM110 75V74H109ZM128 75V74H127ZM161 75V74H160ZM178 75H179V72H178ZM14 76V75H13ZM28 76V78H29V75H27ZM26 76V77H27ZM55 76V75H54ZM57 76V75H56ZM60 76V75H59ZM95 76V75H94ZM97 76V75H96ZM98 76H99V74H98ZM97 76V77H98ZM174 76V75H173ZM186 76V75H185ZM229 76V75H228ZM15 77V76H14ZM17 77V76H16ZM15 77V78H16ZM19 77V76H18ZM32 77V76H31ZM39 77V76H38ZM43 77H45V75H43ZM51 77V76H50ZM58 77V76H57ZM92 77V76H91ZM90 77V78H91ZM101 77V76H100ZM99 77V78H100ZM179 77V76H178ZM195 77V76H194ZM193 77V79H196V78H194ZM199 77V76H198ZM198 77H197V79H198ZM25 78V77H24ZM33 78H35L34 76H33ZM36 78H37V76H36ZM46 78H47V76H46ZM93 78V77H92ZM153 78V77H152ZM187 78H189V77H187ZM250 78V77H249ZM2 79H4L3 77H2ZM1 79V80H2ZM38 79H41V78H38ZM48 79H50V78H48ZM80 79V78H79ZM83 79V78H82ZM94 80L95 79H97L96 77L95 78H93ZM172 79V78H171ZM175 79V78H174ZM180 79H182V77L180 78ZM203 79V78H202ZM15 80V82H14V85H15V83H16V85L17 84H19V83H17L16 82V80L17 79H14ZM19 80V79H18ZM27 80V79H26ZM29 80H31V78L29 79ZM33 80V79H32ZM47 80V79H46ZM46 80H43V81H45V84H46ZM51 80V79H50ZM50 80H48L49 82H50ZM53 80H55V79H53ZM57 80V79H56ZM78 80V79H77ZM4 81V80H3ZM33 81H35V80H33ZM42 81V80H41ZM42 81V82H43ZM88 81H90L88 84H90L91 83V81H92V79L91 80H88ZM96 81V80H95ZM176 81V80H175ZM196 81V80H195ZM19 82V81H18ZM40 82V81H39ZM39 82H37V83H39ZM48 82V83H49ZM52 82V81H51ZM60 82V81H59ZM58 82V83H59ZM149 82H154V80H152V81H149ZM183 82V81H182ZM189 82H191V81H189ZM37 83L35 84V86H37ZM44 83V82H43ZM47 83V85H49ZM53 83V82H52ZM87 83V82H86ZM95 83V82H94ZM105 83H106V81H105ZM104 83V84H105ZM157 83V82H156ZM156 83H153V84H156ZM172 83V82H171ZM194 83V82H193ZM193 83H191L192 84V86L194 85ZM209 83V82H208ZM22 84V83H21ZM20 84V85H21ZM24 84V83H23ZM29 84V83H28ZM32 83H31V81H30V84L29 85H31ZM45 84H43V85H45ZM61 84V83H60ZM87 84V85H88ZM103 84V85H104ZM108 84V83H107ZM139 84V83H138ZM145 84V83H144ZM199 84H202L201 82L199 83ZM211 84V83H210ZM216 84V83H215ZM215 84H213V85H215ZM261 84V83H260ZM263 84V83H262ZM26 85H27V83H26ZM34 85V84H33ZM39 85H41V82H40V84ZM38 85V86H39ZM47 85H45V86H47ZM96 85V84H95ZM109 85V84H108ZM107 85V86H108ZM137 85V84H136ZM196 85L198 86V84L196 83ZM10 86H12V82H11V85ZM19 86V85H18ZM17 86V87H18ZM56 86V85H55ZM55 86H52V87H54L55 88ZM72 86H74L73 84H72ZM78 86H79V84H78ZM89 86V85H88ZM92 87H90V88H92V90L96 87L97 88V86H93V84L91 85ZM154 86V85H153ZM172 86H173V84H172ZM201 86V85H200ZM14 87V86H13ZM13 87H11V88H13ZM26 87V86H25ZM24 86H23V88H25ZM44 87V86H43ZM57 87H58V85H57ZM98 87H99V85H98ZM102 87H105V89H102V90H106V86L104 85V86H102ZM130 87V86H129ZM128 87V88H129ZM135 87V86H134ZM139 87V86H138ZM148 87H150V86H148ZM183 87V86H182ZM185 87V86H184ZM7 88V87H6ZM21 88V87H20ZM23 88H21L22 89V92H23V90H25V89H23ZM27 89H28V87H26ZM72 88V87H71ZM89 87H88V89H90ZM197 88V87H196ZM3 89H5V88H3ZM39 89L41 90L42 88H40L39 87ZM101 89V88H100ZM130 89H132V88H130ZM137 89V88H136ZM156 89V88H155ZM164 89V88H163ZM175 89V88H174ZM17 90V89H16ZM38 90V89H37ZM39 90V91H40ZM46 90H48V89H46ZM51 90V89H50ZM99 90V88H97V91ZM107 90H109L108 88H107ZM140 90V89H139ZM147 90V89H146ZM151 90V89H150ZM195 90V89H194ZM194 90H193V93H194ZM202 90V89H201ZM263 90V89H262ZM21 91V90H20ZM33 91H35V89L33 90ZM44 91V90H43ZM53 91V90H52ZM54 91H55V89H54ZM58 91V90H57ZM85 91V90H84ZM126 91V90H125ZM133 91V90H132ZM134 91H136V90H134ZM155 91V90H154ZM158 91V90H157ZM191 91V90H190ZM1 92V91H0ZM25 92V91H24ZM28 92V91H27ZM47 92V91H46ZM56 92V91H55ZM54 92V93H55ZM95 92H96V90H95ZM100 92V91H99ZM127 92H129V91H127ZM141 92V91H140ZM199 92V91H198ZM225 92V91H224ZM30 92H28L27 94H29ZM36 94H37V92H35ZM39 93V92H38ZM40 93H43V92H41L40 91ZM88 93H89V90H88ZM91 93H92V91H91ZM96 93H98V92H96ZM95 93V94H96ZM105 93H106V91H105ZM130 93V92H129ZM138 93V92H137ZM191 93V92H190ZM1 94V93H0ZM3 94V93H2ZM18 95H19V93H17ZM22 94V93H21ZM57 94H58V92H57ZM76 94V93H75ZM94 94V95H95ZM127 94V93H126ZM125 94V96H127ZM135 94V93H134ZM133 93H132V95L133 96H135V95H137V94H135L134 95ZM140 94H143V93H140ZM157 94V93H156ZM169 94V93H168ZM205 94V93H204ZM223 94V93H222ZM253 94V93H252ZM4 95H5V97H6V95L7 94H5L4 93ZM25 95L26 94H24V97H25ZM34 95V94H33ZM73 94H71V96H72ZM89 95V94H88ZM93 95V96H94ZM103 95H104V92H103ZM102 95V93H101V96L100 95H97V96H100V97H102L103 96ZM131 94H129V96H130ZM131 95V96H132ZM155 95V94H154ZM174 95H175V93H174ZM178 95V94H177ZM193 95V94H192ZM200 95V94H199ZM202 95V94H201ZM27 96V95H26ZM30 96V95H29ZM28 96V97H29ZM36 96V99H37V97H39L38 95H35ZM42 96H44V95H42ZM46 96H48V95H46ZM45 96V97H46ZM50 96V95H49ZM54 97H55V95H53ZM92 96V95H91ZM90 96V97H91ZM105 97L107 96L106 94L104 95ZM103 96V97H104ZM110 96V95H109ZM138 96V95H137ZM152 96V95H151ZM167 96V95H166ZM165 96V97H166ZM198 96V95H197ZM207 96V95H206ZM22 97H23V95H22ZM41 97V96H40ZM58 96H56L55 98H57ZM73 97V96H72ZM76 96H74V98H75ZM90 97H89V99H90ZM102 97V98H103ZM104 97V98H105ZM122 97V96H121ZM157 97H158V95H157ZM161 97V96H160ZM172 97V96H171ZM178 97H180V96H178ZM195 97V96H194ZM20 98V97H19ZM25 98H27V97H25ZM33 98H35V97H33ZM43 98V97H42ZM51 98V97H50ZM74 98H72V99H74ZM103 98V99H104ZM108 98V97H107ZM151 98V97H150ZM153 98H156V97H153ZM152 98V99H153ZM169 98V97H168ZM211 98V97H210ZM24 99V98H23ZM23 99H21V100H23ZM47 100H49L48 98H46ZM53 99V98H52ZM58 99V98H57ZM136 99V98H135ZM174 99H175V97H174ZM173 99V101H175ZM177 99V98H176ZM194 99H196V98H193V100ZM197 99H198V97H197ZM26 100V99H25ZM42 100V99H41ZM98 100H100V99H98ZM131 100V99H130ZM151 100V99H150ZM156 100V99H155ZM158 100V99H157ZM156 100V102H158L159 103V101H157ZM171 100V99H170ZM169 100V101H170ZM217 100V99H216ZM230 100V99H229ZM29 101V100H28ZM37 101V100H36ZM38 101H40V99L38 100ZM38 101H37V103H38ZM56 101V100H55ZM76 101H77V99H76ZM121 101V100H120ZM120 101H118V102H120ZM132 101H134V100H132ZM136 101V100H135ZM145 101V100H144ZM153 101V100H152ZM214 101V100H213ZM17 103L19 102V101H16ZM15 102V103H16ZM23 102H24V100H23ZM26 102V101H25ZM50 102H51V100H50ZM98 102V101H97ZM117 101H113L112 103H110L109 105H108V107L110 108V110H112V111H115V112H120L121 111V102L120 103H118ZM125 102V101H124ZM146 102V101H145ZM216 103H217V101H215ZM214 102V103H215ZM16 103V104H17ZM21 103H22V101H21ZM43 103V102H42ZM46 103V102H45ZM49 103V102H48ZM52 103V102H51ZM53 103H54V100H53ZM71 103V102H70ZM76 103V102H75ZM79 103V102H78ZM81 103H82V101H81ZM94 103V102H93ZM92 103V104H93ZM100 103V102H99ZM128 103H129V101H128ZM137 103V102H136ZM144 103V102H143ZM157 103V104H158ZM162 103H163V100H162ZM174 103V102H173ZM172 103V104H173ZM179 103V102H178ZM207 103V102H206ZM20 104V103H19ZM23 104H25V103H22V108L24 107L23 106ZM57 104V103H56ZM55 103H54V105H56ZM149 104V103H148ZM153 104V103H152ZM151 104V106L153 107V105ZM205 104V103H204ZM218 104V103H217ZM26 105V104H25ZM47 105H50V104H47ZM52 105V104H51ZM79 105V104H78ZM82 105H84V104H82ZM86 105V104H85ZM97 105V104H96ZM95 105V106H96ZM129 105V104H128ZM158 105H160L159 107H162V108H164L163 107V105L164 104H162V106H161V104H158ZM181 105V104H180ZM208 105V104H207ZM214 105H216V104H214ZM2 106V105H1ZM0 106V107H1ZM19 106V105H18ZM70 106V105H69ZM73 106V105H72ZM75 106H77V105H75ZM149 106V105H148ZM172 106V105H171ZM202 106V105H201ZM218 106V105H217ZM5 107V106H4ZM29 107V106H28ZM27 107V108H28ZM36 107V106H35ZM40 107H41V105H40ZM49 107V106H48ZM74 107V106H73ZM84 107H86V106H84ZM129 107V106H128ZM136 107V106H135ZM158 106L155 108V106L153 107V108H155V109H160ZM173 107H174V105H173ZM178 107V106H177ZM206 107V106H205ZM248 107V106H247ZM25 108V107H24ZM23 108V109H24ZM37 108V107H36ZM43 108H44V106H43ZM72 108V107H71ZM137 108V107H136ZM135 108V109H136ZM161 108V109H162ZM181 108V107H180ZM188 107H186V109H187ZM216 108V107H215ZM6 109V108H5ZM26 109V108H25ZM28 109H30V108H28ZM28 109H26V110H28ZM69 109H70V107H69ZM77 109V108H76ZM75 109V110H76ZM79 109H80V107H79ZM83 109V108H82ZM155 109L153 110L154 112H155ZM185 109V110H186ZM221 109V108H220ZM223 109V108H222ZM1 111H3L4 112V108H3V110H2V108L0 109ZM34 110V109H33ZM32 110V111H33ZM41 110H43V109H41ZM64 110V109H63ZM89 110V109H88ZM132 110V109H131ZM137 110V109H136ZM163 110V109H162ZM164 110H166V109H164ZM163 110V111H164ZM172 110H174V109H172ZM227 110H229V109H227ZM7 111V110H6ZM16 111V110H15ZM28 111H30V112H32L31 111V109L30 110H28ZM38 111V110H37ZM40 111V110H39ZM44 111V110H43ZM148 111V110H147ZM157 111V110H156ZM178 111V109L176 108V112ZM197 111V110H196ZM202 111V110H201ZM45 112V111H44ZM44 112H42V114L44 113ZM69 112V111H68ZM67 112V113H68ZM76 112H77V110L75 111V114H76ZM90 112V114H91V111H89ZM88 112V113H89ZM142 112V111H141ZM149 112V111H148ZM17 113V112H16ZM74 113V112H73ZM103 113V112H102ZM162 113V112H161ZM169 113H171V111H169ZM190 113V112H189ZM217 113V112H216ZM228 113V112H227ZM3 114V113H2ZM7 114H9V113H7ZM31 114V113H30ZM64 114V113H63ZM104 114V113H103ZM120 114V113H119ZM125 114V113H124ZM130 114H131V112H130ZM142 114V113H141ZM154 114V113H153ZM193 114H194V112H193ZM4 115H6V113L4 114ZM16 115V114H15ZM78 115V114H77ZM92 115V114H91ZM99 115V114H98ZM139 115V114H138ZM163 115H165V114H163ZM175 115V114H174ZM203 115V114H202ZM208 115V114H207ZM3 116V115H2ZM1 115H0V117H2ZM7 117H8V115H6ZM5 116V117H6ZM69 116V115H68ZM82 116V115H81ZM134 116V114H132L131 115V118ZM143 116V115H142ZM146 116V115H145ZM159 116V115H158ZM160 116H161V114H160ZM169 116V115H168ZM241 116V115H240ZM21 117V116H20ZM19 117V118H20ZM25 117V116H24ZM46 116H44V118H45ZM66 117V116H65ZM111 117V116H110ZM178 117V116H177ZM185 117H187V116H185ZM10 118V117H9ZM8 118V120H10ZM49 118V117H48ZM60 118V117H59ZM67 118V117H66ZM68 118H70V117H68ZM81 117H79V119H80ZM109 118V117H108ZM112 118V117H111ZM117 118V117H116ZM138 118H141V116L140 117H138ZM149 118H151V117H149ZM156 117H154V119H155ZM196 118V117H195ZM194 118V119H195ZM199 118V117H198ZM218 118V117H217ZM3 119V118H2ZM6 119V118H5ZM32 119V118H31ZM30 119V120H31ZM78 119V120H79ZM122 119V118H121ZM133 119L135 120V118L133 117ZM132 119V120H133ZM158 118H156L155 120H157ZM174 119V118H173ZM177 119V118H176ZM241 119V118H240ZM1 120V119H0ZM15 120V119H14ZM29 120V119H28ZM67 120V119H66ZM73 119H71V121H72ZM98 120V119H97ZM140 120V119H139ZM138 120V121H139ZM181 120V119H180ZM201 120V119H200ZM234 120V119H233ZM3 121H5V120H3ZM27 121V120H26ZM32 121V120H31ZM34 121V120H33ZM43 121V120H42ZM56 121V120H55ZM64 121V120H63ZM108 121V120H107ZM143 121V120H142ZM158 121H160V120H158ZM6 122V121H5ZM4 122V123H5ZM10 122V121H9ZM53 122H54V120H53ZM59 123H62V122H60V121H58ZM65 122H70V120H68V121H65ZM64 122V123H65ZM73 122V121H72ZM84 122H85V120H84ZM97 122V121H96ZM172 122V121H171ZM243 122V121H242ZM256 122V121H255ZM3 123V124H4ZM13 123H15V122H13ZM18 123V122H17ZM21 123V122H20ZM24 123H26V122H24ZM32 123V122H31ZM30 123V124H31ZM35 123V122H34ZM33 123V124H34ZM39 123V122H38ZM42 123V122H41ZM40 123V124H41ZM56 124H57V122H55ZM131 124L130 125H132V122H130ZM142 123V122H141ZM170 123V122H169ZM184 123V122H183ZM182 123V124H183ZM238 123H240V121L238 120ZM6 124V123H5ZM11 124H12V121H11ZM19 124V123H18ZM30 124H27V125H30ZM35 124H37V123H35ZM43 124V123H42ZM45 124H48V122L47 123H45ZM74 124V123H73ZM76 124V123H75ZM78 124L80 125V127L78 126V129L80 128L81 129V124L83 125H85V123H80V122H78ZM175 124V123H174ZM8 125V124H7ZM10 125V124H9ZM27 125L25 126V127H27ZM39 125V124H38ZM59 125V124H58ZM57 125V126H58ZM65 125H67V124H65ZM71 125V124H70ZM93 125V124H92ZM95 125V124H94ZM121 125V124H120ZM144 125V124H143ZM148 125V124H147ZM154 125H156V124H154ZM153 125V126H154ZM163 125V124H162ZM223 125V124H222ZM262 125V124H261ZM43 126V125H42ZM59 126H61V124L59 125ZM69 125H67V127H68ZM132 126H134V124L132 125ZM136 126V125H135ZM134 126V127H135ZM150 126H151V124H150ZM181 126V125H180ZM226 126V125H225ZM17 127H19V126H17ZM23 127V126H22ZM53 127V125L51 126V128ZM56 127V126H55ZM70 127V126H69ZM71 127L73 128V125H71ZM86 127H87V125H86ZM86 127L85 128H83V129H86ZM138 128H139V126H137ZM146 127H148V126H146ZM156 128H157V125L155 126ZM188 127V126H187ZM199 127V126H198ZM15 128V127H14ZM14 128H13V130H14ZM34 128V127H33ZM36 128V127H35ZM76 128V127H75ZM94 128V127H93ZM97 127L95 126V129H96ZM110 128V127H109ZM116 128V127H115ZM136 128V127H135ZM141 128V127H140ZM139 128V129H140ZM150 128V127H149ZM202 128V127H201ZM10 129H11V127H10ZM26 129V128H25ZM29 129H30V127H29ZM36 129H38V128H36ZM35 129V131L37 132V130ZM45 128H43L42 130H44ZM53 129H54V127H53ZM59 129V128H58ZM57 129V130H58ZM79 129V130H80ZM117 129V128H116ZM144 129V128H143ZM152 129V128H151ZM175 129V128H174ZM180 129H181V127H180ZM221 129H222V127H221ZM246 129H247V127H246ZM0 130H2L1 129V126H0ZM16 130V129H15ZM23 130V129H22ZM56 130V131H57ZM60 130V129H59ZM62 131H61V133H62V135L64 134L63 133V129H61ZM93 130V129H92ZM110 130V129H109ZM142 130V129H141ZM140 130V131H141ZM147 130H149L150 131V129H147ZM182 130V129H181ZM224 130V129H223ZM222 130V131H223ZM249 130V129H248ZM24 131V130H23ZM33 131V130H32ZM34 131V132H35ZM54 131V130H53ZM55 131V133H57L58 134V132H56ZM67 131H69V128H68V130ZM72 131V130H71ZM96 132H97V130H95ZM110 131H112V130H110ZM133 131V130H132ZM134 131H137V130H134ZM158 131V130H157ZM183 131V130H182ZM186 131H187V128H186ZM227 131H229V129L227 130ZM12 132V131H11ZM17 132H19V131H17ZM17 132H16V134H17ZM24 132H26V130L24 131ZM30 132H31V130H30ZM73 132V131H72ZM70 133V134H72L73 136H74V134L73 133ZM80 132V131H79ZM81 132H82V129H81ZM87 132V131H86ZM86 132H84L85 134H87ZM91 132V131H90ZM142 132H144V131H142ZM153 132H155V131H153ZM191 132V131H190ZM6 133V132H5ZM20 133V132H19ZM22 133V132H21ZM44 133V132H43ZM53 133V132H52ZM150 133H152V132H150ZM159 133H161V132H159ZM174 133V132H173ZM185 133V132H184ZM247 133V132H246ZM4 134V133H3ZM24 134V133H23ZM28 134V133H27ZM41 134V132L39 133V134H37V136H39ZM46 134V133H45ZM69 134V133H68ZM76 134H77V132H76ZM80 134V133H79ZM85 134H81V135H85ZM95 135H96V133H94ZM98 134H99V130H98ZM113 134H116V133H113ZM133 134V133H132ZM138 134V133H137ZM136 134V135H137ZM7 135V134H6ZM12 135H14V131H13V134H11V138H12ZM50 135H51V132H50ZM50 135H49V133H48V136H49V138H50V140H52L51 138L52 137H50ZM53 135V134H52ZM59 135V134H58ZM80 135V136H81ZM91 135V137H93L92 135L93 134H90ZM138 135H140V134H138ZM144 135V134H143ZM148 135V134H147ZM155 135V134H154ZM174 135V134H173ZM179 135H181V134H179ZM229 135V134H228ZM234 135V134H233ZM264 135V134H263ZM263 135H261V136H263ZM15 136V135H14ZM13 136V137H14ZM19 136V135H18ZM17 136V137H18ZM24 136V135H23ZM97 136V135H96ZM113 137H114V135H112ZM128 136V135H127ZM133 136V135H132ZM135 136V135H134ZM193 136V135H192ZM230 136H231V134H230ZM4 137V136H3ZM10 137H9V139L8 140H10ZM16 137V139H20V138H22V137H20L19 136V138H17ZM25 137V136H24ZM40 137V136H39ZM39 137H36V138H38L39 140L38 141H42V139L43 138H39ZM43 137V136H42ZM56 137V136H55ZM75 137V136H74ZM82 137V136H81ZM84 137V136H83ZM86 137V136H85ZM138 137V136H137ZM161 137V136H160ZM228 137V136H227ZM33 138V137H32ZM76 138V137H75ZM74 138V139H75ZM94 138V137H93ZM123 138V137H122ZM121 138V139H122ZM134 138V137H133ZM142 138V137H141ZM143 138H145V137H143ZM149 138V137H148ZM197 138V137H196ZM217 138V137H216ZM1 139V138H0ZM6 139V138H5ZM12 139H15V137L14 138H12ZM22 139H24V138H22ZM21 139V140H22ZM27 139H29V138H27ZM81 139V138H80ZM83 140H84V138H82ZM88 139H89V137H88ZM92 139V138H91ZM119 139V138H118ZM124 139V138H123ZM189 139H190V137H189ZM208 139V138H207ZM20 140V141H21ZM29 140H31V139H29ZM44 140H45V138H44ZM47 140V139H46ZM45 140V142L46 143H48L47 141ZM60 140V139H59ZM63 140V139H62ZM79 140V139H78ZM86 140V141H85ZM85 142H87V139L85 138ZM97 140H98V136H97ZM117 140V139H116ZM115 140V141H116ZM133 140V139H132ZM138 140V138L137 139H135L134 141H137ZM141 139H140V137H139V140L138 141H140ZM145 140V142H146V138L144 139ZM149 140H151V139H148V141ZM154 140V139H153ZM187 140H188V138H187ZM206 140V139H205ZM228 140H230V139H228ZM259 140H261V139H259ZM19 141V142H20ZM25 141V140H24ZM49 141V140H48ZM57 141V140H56ZM56 141H54V143L56 142ZM77 141V140H76ZM82 141V140H81ZM84 141H82V142H84ZM93 141V139L92 140H90L89 142H92ZM94 141H95V139H94ZM93 141V142H94ZM105 141V140H104ZM121 141V140H120ZM142 141V140H141ZM140 141V142H141ZM173 141H174V139H173ZM207 141V140H206ZM8 142V141H7ZM7 142H5V143H7ZM10 142H12L11 140L9 141V143ZM19 142H18V144H19ZM43 142V141H42ZM52 142V141H51ZM49 143L50 145H48L49 147L52 145V143ZM58 142V141H57ZM59 142H62V141H59ZM78 142V141H77ZM79 142H80V140H79ZM78 142V143H79ZM99 142H100V140H99ZM107 142V141H106ZM119 142V141H118ZM132 142V141H131ZM151 142H153V141H151ZM175 142V141H174ZM226 142V141H225ZM233 142V141H232ZM14 144H15V142H13ZM12 143V144H13ZM23 143V142H22ZM41 143V142H40ZM40 143H37L38 145L40 144ZM46 143H45V145H46ZM74 143H75V141H74ZM78 143H77V145H78ZM116 143H117V141H116ZM125 143V142H124ZM123 143V144H124ZM134 143V142H133ZM133 143H131V144H133ZM137 143V142H136ZM237 143V142H236ZM12 144H10L11 145V147H12ZM21 144V143H20ZM43 144V143H42ZM73 144V143H72ZM76 144V143H75ZM90 144V143H89ZM104 144V143H103ZM118 144H121V143H118ZM126 144V143H125ZM130 144V143H129ZM145 144V143H144ZM144 144H141V146L142 145H144ZM188 144V143H187ZM224 144V143H223ZM233 144H235V143H233ZM27 145H28V141H27ZM30 145V144H29ZM56 145V144H55ZM68 145V144H67ZM80 145V144H79ZM84 145V144H83ZM83 145H81V146H83ZM90 145H92V144H90ZM102 145V144H101ZM104 145H106V144H104ZM111 145V144H110ZM113 145V144H112ZM148 145H151V144H149L148 143ZM153 145V144H152ZM151 145V146H152ZM205 145V144H204ZM208 145V144H207ZM236 145H238V144H236ZM236 145H235V147H236ZM261 145H262V143H261ZM6 146V145H5ZM21 146V145H20ZM19 145H18V147H20ZM31 146V145H30ZM33 146V145H32ZM40 146V145H39ZM39 146H37V147H39ZM58 146V145H57ZM65 146H66V142H65ZM84 146H86L87 147V145H84ZM98 146V145H97ZM99 146H100V144H99ZM116 146V145H115ZM127 146V145H126ZM126 146H125V148H126ZM130 146V145H129ZM131 146H133V145H131ZM138 146V145H137ZM140 146V145H139ZM140 146V147H141ZM165 146V145H164ZM248 146V145H247ZM263 146V145H262ZM8 147V146H7ZM13 147H15V146H13ZM22 147H23V145H22ZM26 147V146H25ZM28 148H29V146H27ZM41 147V146H40ZM42 147H44V145L42 146ZM42 147H41V149H42ZM54 147V146H53ZM68 147V146H67ZM73 147H79L78 148V150L80 149V146H75L74 144H73ZM88 147H90V146H88ZM87 147V148H88ZM93 147H94V145H93ZM93 147H91V148H93ZM106 147V146H105ZM143 147H145V146H143ZM163 147V146H162ZM178 147V146H177ZM184 147V146H183ZM223 147V146H222ZM233 146L231 145V148H232ZM244 147V146H243ZM6 148V147H5ZM27 148V149H28ZM31 148V147H30ZM83 148V147H82ZM124 148V149H125ZM135 148H137V147H135ZM139 148V147H138ZM137 148V149H138ZM142 148V147H141ZM164 148V147H163ZM208 148V147H207ZM227 148V147H226ZM15 150H16V148H14ZM32 149H34V148H32ZM31 149V150H32ZM45 148H43V150L42 151H45L44 150ZM52 151H53V149L52 148H50ZM76 149V148H75ZM84 149H86L85 147H84ZM94 149V148H93ZM92 149V150H93ZM102 149V148H101ZM109 149H111L110 147H109ZM115 149V148H114ZM128 149V148H127ZM144 149V148H143ZM148 149V148H147ZM150 149V148H149ZM148 149V150H149ZM153 149V148H152ZM162 149V148H161ZM233 149V148H232ZM20 150V149H19ZM23 150V149H22ZM21 150V151H22ZM35 150H37V149H35ZM47 150H48V148H47ZM46 150V151H47ZM54 150H56V147H55V149ZM72 150V149H71ZM74 150V149H73ZM72 150V151H73ZM87 150V149H86ZM86 150H85V152H86ZM92 150H91V152H92ZM116 150V149H115ZM119 150H120V148L118 149V152H119ZM123 150V148L120 150V151H122ZM129 150V149H128ZM128 150H127V152H128ZM139 150H141V149H138L137 151H139ZM172 150V149H171ZM185 150V149H184ZM219 150V149H218ZM234 150H236L235 148H234ZM18 151V150H17ZM20 151V152H21ZM25 151H26V149H25ZM29 151V150H28ZM42 151H40V152H42ZM49 151V150H48ZM64 151V150H63ZM75 151H77V150H75ZM94 151V150H93ZM144 151V150H143ZM150 151V150H149ZM186 151H188V150H186ZM231 151V150H230ZM229 151V152H230ZM240 151V150H239ZM19 152V153H20ZM22 152H24V151H22ZM36 152V151H35ZM57 152H59V151H57ZM74 152V151H73ZM88 152V151H87ZM91 152L90 153H87L88 154V156H89V154L91 155V157H93L92 156V154H93V152H92V154H91ZM95 152H96V150H95ZM125 152V151H124ZM126 152V153H127ZM146 152V151H145ZM144 152V153H145ZM154 152H156L155 150H154ZM153 152V153H154ZM159 152V151H158ZM162 152H165V151H162ZM236 152V151H235ZM12 153V152H11ZM25 153V152H24ZM24 153H21V154H24ZM28 153V152H27ZM31 153H33V152H31ZM43 154H44V152H42ZM48 153V152H47ZM50 153H52L51 151H50ZM50 153H48V154H50ZM60 153V152H59ZM59 153L57 154V155H59ZM69 153V152H68ZM70 153H72V152H70ZM74 153H76V152H74ZM115 153V152H114ZM117 153V152H116ZM130 153V152H129ZM143 153V152H142ZM148 153V152H147ZM151 153V152H150ZM169 153V152H168ZM167 153V154H168ZM175 153V152H174ZM178 153V152H177ZM188 153V152H187ZM29 154V153H28ZM27 154V155H28ZM36 154V153H35ZM39 154H41V153H39ZM42 154V155H43ZM61 154V153H60ZM79 154H80V152H79ZM86 154V153H85ZM100 154V153H99ZM133 154H134V150H133ZM140 154V153H139ZM155 154V153H154ZM189 154V153H188ZM211 154V153H210ZM54 155L55 154H51L50 156H53L54 157ZM72 155V154H71ZM74 155V154H73ZM78 155V154H77ZM81 155H83V154H81ZM98 155V154H97ZM136 155H138V154H136ZM143 155H146V154H143ZM170 155V154H169ZM232 155V154H231ZM33 156H36V155H33ZM40 156V155H39ZM60 156V155H59ZM79 156V155H78ZM123 156V155H122ZM131 156H133V155H131ZM153 156H155V155H153ZM152 155L151 156H149V157H153ZM159 156V155H158ZM172 156V155H171ZM188 156V155H187ZM195 156V155H194ZM210 155H208V157H209ZM0 157H2L1 155H0ZM32 157V156H31ZM44 157H46L45 155H44ZM55 157H58V156H56L55 155ZM74 157H75V155H74ZM84 157V156H83ZM90 157V158H91ZM124 157V156H123ZM140 157V156H139ZM142 157V156H141ZM145 157H147L146 158V160L148 159V155H146V156H144V158ZM181 157V156H180ZM190 157V156H189ZM22 158V157H21ZM27 158H30V157H27ZM50 158H52V157H50ZM63 160H65L66 158L63 156ZM79 158V157H78ZM87 158V157H86ZM90 158H88V160L90 159ZM115 158H117V157H115ZM135 158V157H134ZM137 158V157H136ZM143 158V157H142ZM156 158V157H155ZM182 158H184V157H182ZM188 158V157H187ZM209 158H211V156L209 157ZM233 158V157H232ZM238 158V157H237ZM0 159H3V157L2 158H0ZM75 159H76V157H75ZM104 159H106V158H104ZM113 159V158H112ZM121 159V158H120ZM128 159V158H127ZM131 159H133V158H131ZM131 159H129V160H131ZM150 159V158H149ZM174 159V157L172 158V160ZM179 159V158H178ZM189 159V158H188ZM213 159H214V157H213ZM62 160V161H63ZM67 160H69L70 161V159L68 158ZM87 160V159H86ZM87 160V161H88ZM92 160V159H91ZM124 160V159H123ZM139 160V159H138ZM152 160V159H151ZM238 160V159H237ZM66 161V160H65ZM80 161H82V160H80ZM119 160H117V162H118ZM153 161V160H152ZM155 161H158V160H155ZM169 161V160H168ZM175 161V160H174ZM179 161H181V160H179ZM179 161H178V164H180L179 163ZM197 160H195V162H196ZM211 161H212V158H211ZM219 161V160H218ZM235 161H236V158H235ZM241 160L239 159V161H236L237 162V164H238V162H240ZM1 162H3V160L1 161ZM8 162V161H7ZM70 162H72V161H70ZM79 162V161H78ZM123 162H127V161H123ZM148 162V161H147ZM150 162V161H149ZM159 162V161H158ZM158 162H154V163H156V165H157V163ZM187 162H189L188 160H187ZM234 162V161H233ZM72 163H74V162H72ZM99 163V162H98ZM151 163V162H150ZM154 163L152 164V166L153 167H155L154 166ZM162 163V162H161ZM173 163H175V162H173ZM172 163V164H173ZM197 163V162H196ZM209 163V162H208ZM213 163H215V162H213ZM224 163H226V162H224ZM243 163V162H242ZM241 163V164H242ZM246 163V162H245ZM249 163V162H248ZM67 164H71V163H67ZM75 164V163H74ZM95 164V163H94ZM120 164H122L121 162H120ZM167 164H169V163H167ZM170 164H171V162H170ZM171 164V165H172ZM211 164V163H210ZM73 164H71V166H72ZM82 165V164H81ZM102 165V164H101ZM115 165V164H114ZM134 165V164H133ZM197 165V164H196ZM195 165V166H196ZM199 165V164H198ZM236 165V164H235ZM11 166V165H10ZM80 166V165H79ZM83 166V165H82ZM98 166H100V164L98 165ZM116 166V165H115ZM115 166H113V167H115ZM118 166H119V164H118ZM136 166V165H135ZM147 166V165H146ZM151 166V165H150ZM151 166V167H152ZM168 166V165H167ZM166 166V167H167ZM176 166V165H175ZM236 166H238V165H236ZM244 166V165H243ZM92 167H94V166H92ZM96 167V166H95ZM103 167V166H102ZM122 167V166H121ZM137 167V166H136ZM161 167V166H160ZM166 167H165V169H166ZM169 167V166H168ZM167 167V168H168ZM182 167V166H181ZM184 167H186V166H184ZM199 167V166H198ZM205 167V166H204ZM235 167V166H234ZM256 167V166H255ZM74 168H76V167H74ZM124 168H126V167H124ZM157 168V167H156ZM202 168V167H201ZM243 168V167H242ZM81 169V168H80ZM95 169V168H94ZM94 169H91L92 170V172H93V170ZM111 169V168H110ZM121 169V168H120ZM120 169H119V171H120ZM137 169V168H136ZM155 169V168H154ZM170 169H171V166H170ZM169 169V170H170ZM172 169H173V167H172ZM171 169V170H172ZM176 169V168H175ZM212 169V168H211ZM241 169V168H240ZM90 170V171H91ZM98 170H100V168L98 169ZM104 169H102V171H103ZM116 170V169H115ZM146 170H148L147 168H146ZM167 170V169H166ZM174 170V169H173ZM179 171H180V169H178ZM191 170L193 171V169H192V167H191ZM87 170H85V173L84 174H87V172H86ZM118 171V170H117ZM126 171V170H125ZM129 171V170H128ZM178 171V172H179ZM183 171H185V170H183ZM205 171V170H204ZM242 171V170H241ZM69 172V171H68ZM68 172H66L67 174H68ZM99 172V171H98ZM100 172H101V170H100ZM116 172V171H115ZM138 172V171H137ZM153 172H154V170H153ZM160 173H161V171H159ZM173 171H171V173H172ZM177 172V171H176ZM177 172V173H178ZM181 172V171H180ZM215 172V171H214ZM239 172V171H238ZM243 172V171H242ZM65 173V174H66ZM88 173H90L89 171H88ZM105 173V172H104ZM142 173V172H141ZM147 173V172H146ZM170 173V174H171ZM177 173L175 174V173H173V177H175V179H178L177 177L179 176H177ZM246 173V172H245ZM45 174H51V175H55V176H59V169L56 167V166H53V165H51V164H49V163H46V162H36V161H28V162H13V164H12V166L11 167H9V168H7V169H5V170H1L0 169V203L2 204V205H6V204H10V205H12V206H14V210L15 209H18V208H23V206H25V205H27L29 202H35L34 200H32L31 201V196H32V198H37L38 200L42 197V195L44 194V192H43V185H42V183H40L39 181H40V179L45 175ZM71 174V173H70ZM69 174V175H70ZM73 174V173H72ZM74 174H76V173H74ZM115 174V173H114ZM114 174H113V177L112 178H114ZM122 174H123V171H122ZM121 174V175H122ZM134 174H135V172H134ZM144 174H145V172H144ZM153 174V173H152ZM179 174V173H178ZM68 175V176H69ZM88 175V174H87ZM91 175V174H90ZM98 175V174H97ZM116 175V174H115ZM141 175V174H140ZM139 175V176H140ZM146 175V174H145ZM161 174H159V176H160ZM167 175H168V173H167ZM181 175V174H180ZM188 175H190V174H188ZM202 175H204V173L202 174ZM201 175V176H202ZM207 175V174H206ZM260 175V174H259ZM82 176V175H81ZM93 176H95L94 174H92V176L91 177H93ZM105 176V175H104ZM141 176H143V175H141ZM147 176H149V175H147ZM146 176V177H147ZM155 176V175H154ZM170 176V175H169ZM168 176V177H169ZM172 176V175H171ZM213 176V175H212ZM242 176V175H241ZM244 176H246V175H244ZM66 177H67V175H66ZM69 177H71V176H69ZM75 177V176H74ZM73 177V175H72V178H74ZM83 177V176H82ZM90 177V176H89ZM98 177H99V175H98ZM105 177H107V176H105ZM105 177H103V179H105ZM117 177V176H116ZM146 177H144V179H146ZM191 177V176H190ZM248 177V176H247ZM68 178V177H67ZM133 178V177H132ZM150 178V177H149ZM152 178V177H151ZM154 178V177H153ZM160 178V177H159ZM165 178H167V176L165 177ZM184 178H185V176H184ZM188 178V177H187ZM198 177H196V179H197ZM200 178V177H199ZM202 178H203V176H202ZM210 178V177H209ZM217 178V177H216ZM215 178V179H216ZM218 178H220L219 176H218ZM252 178H253V176H252ZM71 178H69L68 179V181H69V183L70 182H72L73 180H75L74 182L76 183V178L75 179H71ZM82 179V178H81ZM81 179H79V180H81ZM100 179V178H99ZM125 179H127V177L126 178H124L123 179V181H125ZM129 179V178H128ZM128 179H127V182H129L128 181ZM172 180H174V178H171ZM204 179H207V178H204ZM211 179V178H210ZM83 180H85L84 179V177H83ZM83 180H81V181H79V182H82ZM91 180V179H90ZM97 180V178L95 177V181ZM115 180V179H114ZM138 180H139V178H138ZM141 180V179H140ZM153 180V179H152ZM160 180H162V179H160ZM180 180V179H179ZM200 180H201V178H200ZM212 180H213V178H212ZM211 180V181H212ZM216 180H219V179H216ZM244 180H245V178H244ZM248 180V179H247ZM49 181H50V179H49ZM100 181H102V178L99 180V182ZM132 181H133V179H132ZM136 181V180H135ZM176 180H174V182H175ZM191 181V180H190ZM193 181H195V180H193ZM202 181V183H203V179L201 180ZM210 181V180H209ZM44 182H46V181H44ZM51 182H53V184H49V185H54L55 183H54V181L53 180H51ZM50 182V183H51ZM78 181H77V183H79ZM84 182V181H83ZM80 183V184H84V183ZM90 182V181H89ZM93 182V181H92ZM139 182H141V181H139ZM144 182V181H143ZM173 182V183H174ZM178 182V181H177ZM189 182V181H188ZM215 182V181H214ZM217 183L216 184H218V181H216ZM221 182V181H220ZM47 183V182H46ZM75 183H71V184H74L75 186H76V184ZM104 183V182H103ZM120 183H121V181H120ZM159 183H161V182H159ZM158 183V185H160ZM166 183V182H165ZM193 183V182H192ZM205 183V182H204ZM98 184H100L101 185V182L100 183H98ZM97 184V185H98ZM112 184V183H111ZM128 184V183H127ZM131 184V183H130ZM135 184V183H134ZM145 184V183H144ZM162 184V183H161ZM169 184V183H168ZM206 184V183H205ZM49 185H47V186H45V187H47V189L48 188H50L49 187ZM78 185V184H77ZM88 185V184H87ZM133 185V184H132ZM132 185H130L131 187H132ZM136 185V184H135ZM137 185H138V182H137ZM141 185V184H140ZM163 185V184H162ZM193 185V184H192ZM147 186H148V184H147ZM150 186H152L151 184H150ZM164 186V185H163ZM206 186L208 187H210V185H207L206 184ZM214 186V185H213ZM221 186V185H220ZM226 186V185H225ZM153 187V186H152ZM162 187V186H161ZM161 187H159V189L161 190ZM192 187V189H193V187H194V185L193 186H191ZM196 187V186H195ZM205 187V186H204ZM218 187V186H217ZM58 188V187H57ZM120 188V187H119ZM134 188H136V187H134ZM145 188H146V185H145ZM206 188V187H205ZM52 189V188H51ZM51 189H49V190H51ZM56 189V188H55ZM55 189H54V191H55ZM129 189V188H128ZM131 189V188H130ZM137 189H140V188H138L137 187ZM147 189H148V187H147ZM48 190V191H49ZM85 190V189H84ZM133 190V189H132ZM146 190V189H145ZM207 190H209V189H207ZM218 190V189H217ZM251 190V189H250ZM46 191V190H45ZM53 191V190H52ZM66 191V190H65ZM144 191V189L142 190V192ZM51 191H49V193H50ZM150 192V191H149ZM160 192V191H159ZM203 192H205V191H203ZM238 192H240V191H238ZM6 193L8 194V196L6 195ZM48 193V192H47ZM46 193V194H47ZM64 193V192H63ZM66 193V192H65ZM133 193V192H132ZM210 193V192H209ZM51 194H54V193H51ZM69 194V193H68ZM148 194H150V193H148ZM161 193H159V196H161L160 195ZM239 194H241V192L239 193ZM70 195V194H69ZM80 195V194H79ZM79 195H77L78 196V198L80 199V197H79ZM82 195V194H81ZM80 195V196H81ZM131 195V194H130ZM136 195V194H135ZM142 195V194H141ZM155 195H158L157 193H155ZM231 195V194H230ZM49 196V195H48ZM53 196V195H52ZM60 196V195H59ZM62 196V195H61ZM68 195H66L65 197H67ZM73 197H74V195H72ZM84 195H82L81 197H83ZM92 196V195H91ZM144 196V195H143ZM158 196V197H159ZM211 196H213V195H211ZM55 197V196H54ZM71 197V196H70ZM93 197V196H92ZM126 197V196H125ZM124 197V200H126V198ZM132 197H134V195L132 196ZM214 197V196H213ZM216 197V196H215ZM56 198V197H55ZM75 198H77V197H75ZM78 198H77V201L79 202V200H78ZM84 198V197H83ZM140 198H141V196H140ZM190 198V197H189ZM211 198V197H210ZM217 198V197H216ZM243 198V197H242ZM54 199V198H53ZM71 199H72V197H71ZM119 199V198H118ZM128 199H130V197L128 198ZM137 199H138V195H137ZM137 199H134L135 201L137 200ZM174 198H172L171 200H173ZM200 199V198H199ZM50 200H51V196H50ZM64 200H65V198H64ZM68 200V199H67ZM63 201V200H61L62 202H70V201ZM75 200V199H74ZM74 200H72V201H74ZM143 200V199H142ZM142 200H141V202H142ZM147 200V199H146ZM164 200V199H163ZM202 200H205V196H204V198L202 199ZM216 200V199H215ZM241 200V199H240ZM247 200V199H246ZM53 201V200H52ZM58 201V200H57ZM56 200H55V202H57ZM76 201V200H75ZM74 201V202H75ZM76 201V202H77ZM83 202V200H80V202ZM151 201H152V199H151ZM154 201V200H153ZM201 201V200H200ZM218 201V200H217ZM239 201V200H238ZM248 201V200H247ZM75 202V203H76ZM79 202V203H80ZM94 204H95V201H92ZM90 203V204H92L93 206H94V204L93 203ZM122 202V201H121ZM129 202V201H128ZM131 202V201H130ZM129 202V203H130ZM141 202H140V204H141ZM144 203H145V200L143 201ZM207 202V201H206ZM206 202H204V203H206ZM243 202V201H242ZM259 202H260V200H259ZM39 203H40V201H39ZM50 204H53V203H51V201L49 202ZM49 203H48V205H49ZM64 203V204H65ZM84 203V202H83ZM88 203V202H87ZM112 203V202H111ZM137 203V202H136ZM143 203V204H144ZM147 204L148 203H150V201H148V202H146ZM154 203H156V201H154ZM201 203V202H200ZM199 202H198V205L200 204ZM213 203H215V202H213ZM216 203H218V202H216ZM256 203V202H255ZM67 205H68V203H66ZM77 204V203H76ZM75 204V205H76ZM89 204V203H88ZM146 204V205H147ZM157 204V203H156ZM41 205V204H40ZM60 205V204H59ZM81 205V204H80ZM80 205H78V206H80ZM123 205V204H122ZM130 205V204H129ZM166 205V204H165ZM215 205V204H214ZM243 205V204H242ZM247 205V204H246ZM37 206H38V203H37ZM70 206H71V204H70ZM131 206V205H130ZM136 206V205H135ZM144 206V205H143ZM150 206V205H149ZM158 206V205H157ZM157 206H155V207H157ZM167 206V205H166ZM175 206V205H174ZM176 206H178V204L176 205ZM189 206H191V205H189ZM200 206V205H199ZM204 206V205H203ZM212 206H213V204H212ZM219 205L218 204H216V207H218ZM40 207V206H39ZM50 207H52L51 205H50ZM66 207V206H65ZM64 207V208H65ZM101 207V206H100ZM137 207V206H136ZM145 207V206H144ZM147 207H148V205H147ZM154 207V206H153ZM168 207H169V205H168ZM221 207V206H220ZM261 207V204H260V206H259V208ZM48 208V207H47ZM56 208V207H55ZM158 208V207H157ZM164 208V207H163ZM166 208V207H165ZM170 208V207H169ZM168 208V209H169ZM178 209H179V207H177ZM187 208V207H186ZM199 208V207H198ZM206 208V207H205ZM240 208V207H239ZM7 209V208H6ZM13 209V208H12ZM32 209V208H31ZM38 209V208H37ZM50 209V208H49ZM52 209V208H51ZM57 209H58V203H57ZM66 209V208H65ZM69 209V208H68ZM67 209V210H68ZM73 209V208H72ZM89 209V208H88ZM87 209V210H88ZM98 209V208H97ZM153 210H154V208H152ZM167 209V210H168ZM174 209V208H173ZM172 209V210H173ZM201 209H203V208H201ZM220 209V208H219ZM4 210V209H3ZM23 210V209H22ZM22 210H21V212H22ZM27 210V209H26ZM52 210H54V207H53V209ZM96 210V208L93 210V212ZM100 210V209H99ZM126 210V209H125ZM133 210V209H132ZM162 211H164L163 209H161ZM171 210V211H172ZM205 210V209H204ZM210 210V209H209ZM212 210H213V208H212ZM10 211V210H9ZM24 211V210H23ZM70 211V210H69ZM103 211V210H102ZM101 211V213H103ZM161 211V212H162ZM188 211V210H187ZM186 211V212H187ZM196 211H200V208H199V210L198 209H196ZM214 211V210H213ZM218 211V210H217ZM216 210L214 211V212H217ZM6 212H7V210H6ZM11 212V211H10ZM21 212H19V213H21ZM50 212V211H49ZM82 212H85V211H82ZM92 212V211H91ZM98 212V214H100V212L99 211H97ZM111 212V211H110ZM146 212V211H145ZM165 212V211H164ZM163 212V213H164ZM173 212L175 213V211L173 210ZM185 212V213H186ZM203 212H205V211H203ZM227 212H228V210H227ZM233 212H234V210H233ZM16 213H18L17 211H16ZM45 213V212H44ZM50 213H52V211L50 212ZM89 213V212H88ZM105 213V212H104ZM126 213H127V211H126ZM133 213H134V210H133ZM154 213V212H153ZM159 213H160V211H159ZM159 213H157V214H159ZM178 213V212H177ZM177 213H175L176 215H177ZM197 213V212H196ZM201 213V212H200ZM40 214V213H39ZM38 214V215H39ZM65 214H66V212H65ZM72 214V212L70 213V215ZM97 214V215H98ZM108 214H110V213H108ZM107 214V215H108ZM130 214V213H129ZM165 214H166V212H165ZM171 214H173V213H171ZM215 214V213H214ZM223 214V213H222ZM221 214V215H222ZM248 214V213H247ZM27 215V214H26ZM33 215V214H32ZM41 215V214H40ZM44 215V214H43ZM95 215V214H94ZM131 215H132V213H131ZM167 215H168V213H167ZM198 215H199V213H198ZM200 215H202V214H200ZM199 215V216H200ZM205 215V214H204ZM215 215H218V214H215ZM215 215H213V217L215 216ZM19 216V215H18ZM28 216H29V214H28ZM54 216H56V215H54ZM57 216H59L58 214H57ZM112 216V215H111ZM136 215H134V217H135ZM142 216H144V215H142ZM159 215H157V217H158ZM166 216V215H165ZM165 216H163L162 218H165ZM196 216H197V214H196ZM219 216V215H218ZM243 216V215H242ZM46 217V216H45ZM70 217V216H69ZM106 217V216H105ZM133 217V216H132ZM161 217V216H160ZM167 217V216H166ZM202 217H204V216H202ZM213 217H211V218H213ZM216 217V216H215ZM221 217V216H220ZM233 217V216H232ZM231 217V218H232ZM5 218V217H4ZM55 218V217H54ZM130 218V217H129ZM138 218V216H136V219ZM159 218V217H158ZM205 218V217H204ZM204 218H200V219H204ZM209 218V217H208ZM234 218V217H233ZM243 218V217H242ZM6 219H9V220H11V219H14V216L13 215H7V217H6ZM16 219V218H15ZM65 219V218H64ZM102 219V218H101ZM101 219H99V220H101ZM108 219V218H107ZM131 219V218H130ZM135 219V218H134ZM136 219H135V222H136ZM151 219V218H150ZM157 219V218H156ZM196 219V218H195ZM200 219H198V220H200ZM210 219V218H209ZM222 219V218H221ZM254 219V218H253ZM252 219V220H253ZM44 220V219H43ZM50 220H52V219H50ZM141 220V219H140ZM206 220V219H205ZM48 221V220H47ZM93 221H94V219H93ZM93 221H92V223H93ZM117 221V220H116ZM156 221V220H155ZM162 221V220H161ZM172 221V220H171ZM215 221V220H214ZM250 221V220H249ZM19 222V221H18ZM36 222V221H35ZM43 223H44V221H42ZM49 222V221H48ZM57 222V221H56ZM55 222V223H56ZM61 222H63V221H61ZM66 222V221H65ZM104 222V221H103ZM140 222V221H139ZM160 222V221H159ZM158 222V223H159ZM166 222H170V221H168V220H166ZM196 222V221H195ZM227 222H229V221H227ZM240 222V221H239ZM261 222H263V221H261ZM55 223H54V225H55ZM96 223H98V221L96 222ZM137 223V222H136ZM157 223V224H158ZM198 223H201V225H204V224H202V222H198ZM206 223H207V221H206ZM210 223V222H209ZM208 223V224H209ZM220 223H221V221H220ZM231 223V222H230ZM234 223V222H233ZM50 224V223H49ZM49 224H48V226H49ZM86 224V223H85ZM90 224V223H89ZM93 224H95V222L93 223ZM163 224V223H162ZM174 224V223H173ZM191 224V223H190ZM189 224V225H190ZM240 224V223H239ZM253 224V223H252ZM9 225V224H8ZM45 225V224H44ZM43 225V226H44ZM169 225V224H168ZM172 225V223H170V225L169 226H171ZM196 225V224H195ZM199 225V224H198ZM222 225V224H221ZM243 225V224H242ZM246 225V224H245ZM259 225V224H258ZM15 226V225H14ZM17 226V225H16ZM20 226V225H19ZM25 226V225H24ZM30 226V225H29ZM47 226V225H46ZM68 226V225H67ZM138 226V225H137ZM152 226H153V224H152ZM166 226H167V223H166ZM168 226V227H169ZM172 226H174V228H175V224L174 225H172ZM184 226H185V224H184ZM188 225L186 224V226L185 227H187ZM194 226V225H193ZM208 226V225H207ZM210 226V225H209ZM233 226V225H232ZM255 226V225H254ZM254 226H252V227H254ZM4 227V229H6L7 227L6 226H2V228ZM27 227V226H26ZM32 227V226H31ZM45 227V226H44ZM50 227H52V226H50ZM55 227V226H54ZM132 227V226H131ZM179 227V226H178ZM190 227H192V226H190ZM202 227V226H201ZM204 227V226H203ZM246 227V226H245ZM34 228V227H33ZM86 228V227H85ZM106 228V227H105ZM199 228V226L197 227V229ZM259 228H261V227H257V229H259ZM26 230H27V228H25ZM36 228H34L33 230H35ZM44 229V228H43ZM69 229V228H68ZM92 229V228H91ZM183 229V228H182ZM187 229V228H186ZM250 229V228H249ZM256 229V227H254V230H257ZM24 230V229H23ZM32 230V229H31ZM38 230H40V228H38ZM47 230V229H46ZM58 230H61V229H58ZM79 230H81V229H79ZM161 230V229H160ZM194 230V229H193ZM199 230V229H198ZM235 230V229H234ZM252 230H253V228H252ZM251 231L252 233L253 232H255V231ZM48 231H50V230H48ZM63 231V230H62ZM73 231V230H72ZM169 231V230H168ZM200 231V230H199ZM259 231H260V229H259ZM258 231V232H259ZM26 232H28V231H26ZM42 232V231H41ZM55 232V231H54ZM59 232V231H58ZM66 232H68V230L66 231ZM84 232V231H83ZM92 232V231H91ZM91 232H89L90 233V235H91ZM135 232H137V231H135ZM143 232V231H142ZM201 232H202V230H201ZM261 232V231H260ZM21 233V232H20ZM35 234L33 231L31 232V234ZM80 233H82V232H80ZM80 233H79V235H80ZM109 233L110 234H112L113 233V230L112 229H110V231H109ZM127 233V232H126ZM157 233V232H156ZM159 233V232H158ZM251 233V234H252ZM26 234V233H25ZM40 234V233H39ZM54 234V233H53ZM66 234V233H65ZM78 234V233H77ZM96 234H99V233H96ZM223 234V233H222ZM247 234H248V232H247ZM250 234V233H249ZM259 234V233H258ZM36 236L38 235V234H35ZM50 235V234H49ZM48 235V236H49ZM54 235H56V234H54ZM53 235V236H54ZM69 235V234H68ZM78 235V236H79ZM82 235V234H81ZM80 235V236H81ZM131 235V234H130ZM203 235V234H202ZM261 235V234H260ZM13 236H14V234H13ZM33 236V235H32ZM51 236V235H50ZM85 236H87V235H85ZM92 236V235H91ZM254 236H255V234H254ZM256 236H257V234H256ZM255 236V237H256ZM88 237V236H87ZM160 237H162V236H160ZM169 237V236H168ZM231 237V236H230ZM241 237V236H240ZM264 237V236H263ZM54 238V237H53ZM86 238V237H85ZM90 238V237H89ZM135 238V237H134ZM164 238V237H163ZM204 238V237H203ZM206 238V237H205ZM257 238H260V237H257ZM21 239H23V238H21ZM25 239V238H24ZM27 239V238H26ZM55 239V238H54ZM58 239V238H57ZM64 239V238H63ZM77 239V238H76ZM87 239V238H86ZM144 239V238H143ZM161 239V238H160ZM172 239V238H171ZM207 239V238H206ZM206 239H205V241H206ZM212 239V238H211ZM222 239V238H221ZM231 239V238H230ZM61 240H62V238H61ZM84 240V239H83ZM89 240H92L91 238L89 239ZM89 240H87V242L89 241ZM97 240V239H96ZM164 240H165V238H164ZM210 240V239H209ZM213 240V239H212ZM240 240H242V239H240ZM259 240V239H258ZM49 241V240H48ZM65 241V240H64ZM97 241H99V240H97ZM147 241V240H146ZM204 241V242H205ZM208 241V240H207ZM206 241V242H207ZM215 241V240H214ZM217 241V240H216ZM215 241V242H216ZM243 241V240H242ZM260 241V240H259ZM258 241V242H259ZM52 242V241H51ZM86 242V243H87ZM90 242V241H89ZM132 242V241H131ZM135 241H133V243H134ZM145 242V241H144ZM161 242H163V240H161ZM212 242V241H211ZM236 242H239V241H236ZM255 242V241H254ZM25 243V242H24ZM54 243V242H53ZM67 243V242H66ZM69 243V242H68ZM67 243V244H68ZM91 244H93L92 243V241L90 242ZM100 243H102L101 245H103L104 246V243L100 240ZM123 243V242H122ZM128 243V246H126L125 247V249L128 247V248H132V244L133 243H131V245H129V243L130 242H127ZM187 243V242H186ZM217 243H219V242H217ZM244 243V242H243ZM243 243H242V245L241 246H243ZM255 243H257V242H255ZM62 243H60V246L59 247H62L63 248V244L61 245ZM67 244H65V245H67ZM84 244L85 243H83V245L82 246H84ZM88 244V246L89 245H91V244H89V243H87ZM105 244H107V243H105ZM113 244V243H112ZM149 244V243H148ZM183 244V243H182ZM250 244H251V242H250ZM263 244V243H262ZM261 244V245H262ZM109 245V244H108ZM111 245V244H110ZM160 245V244H159ZM164 245L165 244H163V246L162 247H164ZM220 245V244H219ZM224 245V244H223ZM238 245V244H237ZM256 246V244H253V242H252V245L251 246ZM5 246V245H4ZM42 246V245H41ZM56 247H58L57 245H55ZM70 247L71 245H67L66 246V248L67 247ZM91 246H93V245H91ZM114 246V245H113ZM138 246V245H137ZM258 246V245H257ZM58 247V248H59ZM68 247V248H69ZM85 247V246H84ZM230 247V246H229ZM5 248V247H4ZM50 248H51V246H50ZM67 248V249H68ZM73 248V247H72ZM86 248H87V245H86ZM90 248H92V247H89V249ZM112 248V247H111ZM130 248V249H131ZM166 248V247H165ZM196 248V247H195ZM206 248H207V246H206ZM210 248V247H209ZM227 248H228V246H227ZM231 248V247H230ZM229 248V249H230ZM242 248V247H241ZM8 249V248H7ZM44 249H46V248H44ZM57 249V248H56ZM65 249V248H64ZM64 249H62V251L64 250ZM67 249H65L66 251H67ZM96 249V248H95ZM100 249V248H99ZM114 249V248H113ZM194 249V248H193ZM192 249V250H193ZM221 249V248H220ZM233 249V248H232ZM249 249V248H248ZM253 249V248H252ZM256 249V248H255ZM258 250H259V247L257 248ZM11 250L12 251H16V250H13V248H11ZM47 250V249H46ZM50 251H51V249H49ZM122 250V249H121ZM192 250H191V252H192ZM199 250H200V248H199ZM208 250V249H207ZM211 250H213V249H210V250H208V251H210V254H208V255H210L211 256ZM231 250V249H230ZM5 251H7V250H5ZM10 251V250H9ZM12 251H11V253H12ZM20 251V250H19ZM26 251V250H25ZM42 251V250H41ZM44 251V250H43ZM69 251V250H68ZM87 251V250H86ZM89 251V250H88ZM93 251V250H92ZM97 251V250H96ZM113 250H111V252H112ZM205 251V250H204ZM223 251H225V250H223ZM241 251V250H240ZM1 252V251H0ZM24 252V251H23ZM30 252V251H29ZM34 252V251H33ZM33 252H31V253H33ZM46 252H48L49 253V251H46ZM45 252V253H46ZM56 252V251H55ZM77 252H79V251H77ZM80 252H82V251H80ZM116 252H117V250H116ZM167 252V251H166ZM188 252V251H187ZM196 252V251H195ZM207 252V251H206ZM217 252H218V250H217ZM221 252V251H220ZM226 252H227V250H226ZM248 252H250V251H248ZM256 252V251H255ZM10 253V252H9ZM16 253V252H15ZM24 253H26V252H24ZM40 253V252H39ZM39 253H34V254H36V255H41V254H39ZM62 253V252H61ZM64 253V252H63ZM84 253V252H83ZM82 253V254H83ZM96 253H101V251L100 252H96ZM104 253H105V251H104ZM182 253V252H181ZM193 253H194V250H193ZM203 253V252H202ZM205 253V252H204ZM222 253V252H221ZM220 253V254H221ZM250 253H252V252H250ZM249 253V254H250ZM6 254V253H5ZM13 254V253H12ZM11 254V255H12ZM28 255L30 254V253H27ZM33 254V255H34ZM65 254H66V252H65ZM64 254V255H65ZM73 254V253H72ZM71 254V255H72ZM75 254V253H74ZM78 254V253H77ZM102 254V253H101ZM122 254V253H121ZM188 254V253H187ZM206 254V255H207ZM257 254H258V252H257ZM33 255H31V256H33ZM47 255V254H46ZM55 256H56V254H54ZM76 255V254H75ZM99 255V254H98ZM105 256H106V254H104ZM119 255V254H118ZM128 255V254H127ZM152 255V254H151ZM207 255V256H208ZM244 255V254H243ZM260 255V254H259ZM9 256V255H8ZM77 256V255H76ZM76 256H74V257H76ZM84 256V255H83ZM86 256H90V255H86ZM95 256V254L93 255V257ZM96 256H97V254H96ZM100 256H102V255H100ZM108 256V255H107ZM116 256V255H115ZM114 256V257H115ZM123 256H125L124 254H123ZM122 256V257H123ZM132 256V255H131ZM159 256V255H158ZM235 256V255H234ZM251 256H252V254H251ZM255 256H256V254H255ZM29 257V256H28ZM39 257V256H38ZM41 257H42V255H41ZM47 257H49V256H47ZM51 257H52V255H51ZM119 257L121 258V256L119 255ZM118 257V258H119ZM125 257H127V256H125ZM163 257V256H162ZM212 257V256H211ZM217 257H219V256H217ZM217 257H215V258H213L212 259V261H214V260H216V258ZM222 257V255H220V258ZM231 257H232V255H231ZM253 257V256H252ZM251 257V258H252ZM257 257H258V255H257ZM262 257V256H261ZM24 258H25V256H24ZM26 258H27V256H26ZM43 258V257H42ZM82 258V257H81ZM89 258V257H88ZM91 258V257H90ZM116 259H118L117 257H115ZM120 258H119V260H120ZM127 258H129V257H127ZM157 258V257H156ZM160 258V257H159ZM159 258L157 259V261L159 260ZM210 258V257H209ZM246 258H247V256H246ZM254 258V257H253ZM253 258L251 259L252 260V262H253ZM28 259V258H27ZM30 259L31 258H29V261H30ZM33 259V258H32ZM47 259V258H46ZM53 259V258H52ZM69 259V258H68ZM72 259V258H71ZM74 259V258H73ZM78 259H79V257H78ZM97 259V258H96ZM124 259H126V258H124ZM144 259V258H143ZM146 259V258H145ZM198 259V258H197ZM25 260V259H24ZM34 260V259H33ZM33 260H31V261H33ZM40 260V259H39ZM50 261V259H47V261ZM57 260V259H56ZM56 260H54V261H56ZM74 260H76V258L74 259ZM109 260V259H108ZM112 260H113V258H112ZM127 260V259H126ZM126 260H124V261H126ZM129 260V259H128ZM127 260V261H128ZM131 260V259H130ZM138 260V259H137ZM140 260V259H139ZM139 260H138V262H139ZM147 260V259H146ZM150 260V259H149ZM205 260V259H204ZM220 260V259H219ZM229 260V259H228ZM245 259H243V261H244ZM249 260V259H248ZM257 260V259H256ZM264 260V259H263ZM28 261V260H27ZM30 261V263H33V262H31ZM34 261H36V260H34ZM45 261V264H46V260H44ZM51 261H53V260H51ZM91 261V260H90ZM136 261V260H135ZM148 261V260H147ZM163 261V260H162ZM161 261V262H162ZM206 261H208V260H206ZM216 261H218V260H216ZM259 261V260H258ZM3 262V261H2ZM12 262V261H11ZM60 262V261H59ZM58 262V263H59ZM101 262H102V260H101ZM112 262V261H111ZM138 262L137 263H135V264H138ZM143 262V261H142ZM150 262V261H149ZM158 262H160V261H158ZM219 262V261H218ZM217 262V263H218ZM220 262H221V260H220ZM223 262H225V261H223ZM222 262V263H223ZM245 262H247L246 260H245ZM7 263V262H6ZM35 263V262H34ZM33 263V264H34ZM37 263V262H36ZM39 263L41 264V260L39 261ZM48 263V262H47ZM55 263H57V261L55 262ZM71 263V262H70ZM85 263V262H84ZM109 263V262H108ZM128 263V262H127ZM130 263V262H129ZM132 263V262H131ZM145 263V262H144ZM144 263H142V264H144ZM206 263V262H205ZM208 263V262H207ZM214 263H216L215 261H214ZM248 263V262H247ZM250 263V262H249ZM260 263V262H259ZM44 264V263H43ZM50 264H54L53 262L52 263H50ZM73 264V263H72ZM90 264H92V263H90ZM99 264H101V263H99ZM157 264V263H156ZM166 264V263H165ZM229 264H230V262H229ZM236 264V263H235ZM246 264V263H245Z\"/></svg>", "mask_w": 264, "mask_h": 264}]
</instances>
